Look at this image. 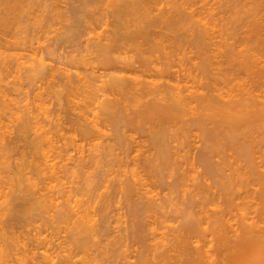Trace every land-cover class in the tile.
Masks as SVG:
<instances>
[{"label":"bare ground","instance_id":"obj_1","mask_svg":"<svg viewBox=\"0 0 264 264\" xmlns=\"http://www.w3.org/2000/svg\"><path fill=\"white\" fill-rule=\"evenodd\" d=\"M153 1L154 0H72V5H71V15H68L69 17H73V20H75V22L72 20L71 21H67L69 22L70 24L73 23V24H77L78 25L80 24V21L82 20V17L83 16H87L90 12V15L91 13H93L91 15V17H89V15L87 16V18L89 19V21H91L92 23L96 24L102 20L106 22H108L107 24H111V28H112V31L111 29L108 27L106 28V25H104V27L106 28L105 30H107V34L105 33H98L97 36L95 37H91V38H88V42L85 41V43H90L88 45L90 46H87V50H89V52L91 51L92 55L94 52H96V57L94 58L95 59V62L98 61L99 62V66L101 64V67H97V70L99 72H97L96 70L94 69H85L84 71H76L75 69V72H72L70 71V69L68 68H64L61 73H59V70L60 68H56L57 69V72L56 70H54V67L52 66V69L54 70H49L48 72H52L50 73L51 75V78L52 79L51 81H53V79L56 77V76H60L61 80L59 82V84L57 85L58 86V89H60L59 92H57V94H63L64 92L63 91H67L68 94H66L67 99L68 101H71L69 102L68 105H70V103L73 102V100L71 99L72 96L70 95H74L75 97V100H74V109L72 108V105L70 106L71 110L75 111L76 113H74V116L77 114V111H78V117L76 115V120H79L81 121L80 123L78 122V125L81 127L79 128V132L81 133V135H83V139H89V138H92V136H96V135H99V134H105L106 132H104L105 130H103V127H101V129L98 127V119H100V115L103 114L102 116H106L108 120H112L113 121V125H114V129L116 130V134L113 132V126L110 125V121H108V126H112V134L114 135L113 136V139L115 138H118V140L120 141V146L124 147L125 150H129V152L132 150V146L134 145V142L135 144H137V146H141V144L139 145V141L136 142V139L133 140L131 143H129V139H128V135L127 132L125 131V129H122V126L125 127L124 124H126L128 126V128H132L131 130H136V133L140 130L139 134L145 132L144 134L147 136H143L144 137H148L147 139H149V143H148V149H146L149 154H151V156H149V154H146V156L144 157V162L146 163L147 162V168L154 166L155 169L157 170V174H153L154 177L157 176L158 180L157 181H152V183L156 182V186L155 187H160L161 189H163V192L166 190V192L164 193H156L159 197H156L157 195H153L152 193L153 192H150V191H153V190H150V187H147L149 184L150 186H153L150 184V181H151V177L149 179V177H147V181L144 180V176L142 177V175H139L136 176V178H139L138 180L137 179H133V174H136V172H138L136 169L134 170V168H132V176L131 175H128L130 176L129 179L128 177L127 178H122L120 175V177L122 178L121 182H120V189L119 191H122V196L125 197L126 201H127V205H128V212L129 214H131V219H135L133 221V224L135 223V225L132 227L130 223V226L133 228V231L132 229L128 230V232L130 231V233L134 234L136 239H138L139 241H142L145 245V247H147L146 249L144 248L143 251L141 249V253H142V257L141 255L139 257H141L140 259V262H136V264H264V230H262V228L258 225L257 222H247V220L243 219L241 222H235L237 225V228H234L233 226V223L231 222L232 219H233V215L230 214L231 213H234L236 210H235V207L236 209L238 208V205H240L239 203L236 204V201L235 199H238L237 197H239V195L235 194L236 197H233L234 194L233 192H236L237 189H239L240 187L241 188H244L246 186H248V184H250L251 180L257 182L258 180H261L263 177L262 174H261V170H260V167L258 165H255V156L254 154L256 153L255 151L257 150V145L259 146L258 142L261 141L259 138L255 136L253 137L254 134L251 135H248V133H253L255 130L253 128V125L256 124L255 122H258L257 126L260 128H264V81H263V76L260 75V73L258 74H254V75H257V79L256 77L254 76V80L256 81H259L257 84H259L260 86H262V92L261 93H258V94H254L253 91L250 90V88H245V92L244 94H242V92H240L239 94L238 93H235V94H232L231 91L230 94L231 96H229L230 98L228 99L227 97V94L225 95L227 98H222V94L224 95L225 93L222 92V94H219V96L217 95V93L215 94L214 91L215 89L211 88L209 82H208V85H206L207 82H205V84H203L204 86L206 85L207 88H210L209 90H212L211 93L209 92V90L207 89V91H205L203 88L204 86H202V89H198V87L194 90L192 87H189V86H183L180 84V83H183V80L184 79H187L186 75H184L183 73V70H182V67L180 68L181 66V63L182 60H183V57L184 55H180L178 52H182L183 50L184 51H187L185 49H182L181 45L184 43V40H183V37L185 36L186 37V33L187 32H190L187 35L189 37V35L192 37V39H190L189 41L186 39L185 41V44H189L188 45V48L190 46H192V49L195 47L197 49V47L199 46V44L202 43V40L207 41V43L209 42L208 39H211V36H210V33L208 34V32H211V31H207V29H213L212 27H214V25H212L211 21H209L208 19H205V18H208L207 16H204L203 18H201V15H199V13H195L194 10L191 14V15H188L187 13H189V10H191V7L193 5L189 6L188 5H185V3L187 1H183L182 4H184V7L186 6L189 7L190 9L188 10V12L186 13V9L183 7V5H180L179 3L175 5V1L174 2V6L171 7L169 10H166V7L165 9H163L161 6L159 7V3H157L159 0H155L154 1V4H153ZM190 1V0H189ZM63 2V1H62ZM152 2V4H151ZM172 2V1H171ZM191 2V1H190ZM58 3V2H57ZM157 3V6L156 7V4ZM165 3V2H164ZM193 3V2H192ZM195 3V2H194ZM240 3V2H239ZM168 4V3H167ZM187 4V3H186ZM235 4V2H234ZM107 5V6H106ZM173 5V4H171ZM179 5V6H177ZM35 6H38L39 9L37 10H42V13H40V11H37L35 9ZM51 6V7H50ZM63 6V5H62ZM66 6V5H65ZM64 6V7H65ZM70 6V5H69ZM106 6V8H105ZM181 6L183 7L181 9ZM42 7V8H40ZM50 7V9H49ZM53 8V9H52ZM61 6L56 4V1L55 0H0V50L3 52L4 49H16L17 46H24V43L23 41H21L22 39H20L21 37H19V34L21 33V30H22V25L24 26L23 28H30L32 25L33 26H38V25H34V23L31 25V24H28L30 21L32 23V21L35 22L38 21V19H42L44 20L46 18V21L49 17L52 18V15L53 17L55 16L56 12L57 14H59L60 16L64 13L63 11L61 12ZM68 8V6H67ZM69 8V9H70ZM157 10H160L159 12L156 11ZM188 9V8H187ZM242 9V7H241ZM36 10V11H35ZM56 12H55V11ZM60 12H59V11ZM67 10V9H66ZM165 10V11H164ZM183 10V11H182ZM186 10V11H185ZM205 10V9H204ZM203 10V11H204ZM234 10V9H233ZM231 10V12L233 11ZM68 11V10H67ZM187 14H185L184 13ZM198 11V10H196ZM243 11V9H242ZM39 12V13H37ZM55 12V13H54ZM59 12V13H58ZM82 12H84L85 14L87 15H84ZM158 12V13H156ZM206 12V11H204ZM203 12V13H204ZM52 13V15H51ZM67 13H70V12H67ZM79 13L83 14L82 17H80V19H78L79 17H77L78 15H80ZM156 13V14H155ZM202 13V14H203ZM211 13V12H210ZM245 13V12H244ZM56 14V15H57ZM96 14L94 17L93 15ZM99 14V15H97ZM195 14V15H194ZM197 14V18L194 17L196 16ZM234 14V13H233ZM65 15V14H64ZM74 15V16H73ZM143 15V16H142ZM199 15V17H198ZM236 15V14H235ZM239 15V14H238ZM193 16V17H192ZM65 17V16H64ZM189 17V18H188ZM75 18V19H74ZM210 18V17H209ZM233 18V17H232ZM35 19V20H33ZM55 19V18H54ZM67 19V18H66ZM106 19V20H104ZM109 19V20H108ZM195 19V20H194ZM238 19V18H237ZM49 20V19H48ZM53 20V19H52ZM95 20V21H94ZM205 20V21H204ZM207 20V21H206ZM214 20V19H213ZM247 20V19H246ZM190 21V23L188 22ZM198 21V22H197ZM203 21V22H202ZM229 21V20H228ZM241 21V20H240ZM242 21H243V18H242ZM83 22V21H82ZM86 22L88 21H84V24H86ZM101 22V21H100ZM210 22V23H209ZM245 22V21H244ZM24 23H27L26 25H24ZM38 23H40L38 21ZM49 23V22H48ZM46 23V24H48ZM104 23V22H103ZM202 23V24H201ZM209 23V24H208ZM217 23V22H216ZM230 23V21H229ZM241 23V22H240ZM44 24V22H43ZM42 24V26H43ZM44 24V25H46ZM53 24V23H52ZM68 25L69 27L72 26V25ZM75 24V26H76ZM82 24V23H81ZM88 24V23H87ZM99 24H102V23H99ZM188 24V25H187ZM193 26H191V25ZM199 24V25H198ZM200 24H201V27H200ZM215 24V23H214ZM51 25V24H50ZM49 25V26H50ZM90 25H92L90 23ZM196 25V26H195ZM198 25V26H197ZM211 27H210V26ZM219 25V24H217ZM234 25V24H232ZM244 25V23H243ZM249 25V24H247ZM255 25V24H254ZM82 26V25H80ZM78 26V27H80ZM85 26V25H84ZM83 29V35L85 33H89V35L91 34L90 31L93 30L90 26V28H88L87 30V26H85L86 28ZM96 26V25H95ZM187 26V27H186ZM208 26V27H207ZM222 26V25H221ZM225 26V25H224ZM239 26V25H238ZM250 26V25H249ZM89 27V26H88ZM103 27V28H104ZM191 27V28H190ZM205 27V28H204ZM219 27V26H218ZM27 29L25 31H30L32 30L31 28L30 29ZM34 28V27H33ZM36 28H39L36 27ZM67 28V26H66ZM97 28V27H96ZM235 28V27H234ZM51 29V28H49ZM71 29V28H69ZM73 29V28H72ZM236 29V28H235ZM24 30V29H23ZM22 30V31H23ZM37 30V29H36ZM43 30H44V27H43ZM42 30V31H43ZM52 30V29H51ZM61 30V28H60ZM65 30V28H64ZM76 30V28H75ZM78 30V29H77ZM186 30V33L184 32ZM215 30H216V27H215ZM239 30V29H238ZM251 30V29H250ZM256 30V28H255ZM38 31V30H37ZM34 30V33L37 32ZM66 31V30H65ZM80 31V30H79ZM96 31V30H94ZM103 31V30H101ZM183 31V32H182ZM237 31V29H236ZM253 31V30H251ZM39 32V31H38ZM78 32V31H77ZM82 32V30H81ZM92 32V31H91ZM106 32V31H105ZM171 32V33H169ZM227 32V31H226ZM25 33V32H23ZM32 33V32H31ZM27 34L30 36V34ZM61 33V32H60ZM72 33V31H71ZM70 33V38H74L75 36L72 37ZM80 33V32H79ZM78 33V34H79ZM92 33H95V32H92ZM213 34V32H211ZM253 33V32H251ZM54 34V33H52ZM63 34H64V31H63ZM68 35V32L65 33ZM76 34V33H74ZM73 34V35H74ZM76 34V35H78ZM81 34V33H80ZM79 34V35H80ZM97 34V33H96ZM94 34V35H96ZM182 34H185V35H182ZM205 34L207 35L205 36ZM33 35V34H32ZM37 35V34H34V36ZM44 35V33H43ZM47 35V34H45ZM49 35V34H48ZM59 35V34H58ZM66 37H69V35ZM82 35V34H81ZM82 35V36H83ZM93 35V34H92ZM233 35V34H232ZM250 35V34H249ZM34 36H30V37H33L35 38ZM56 36V35H55ZM86 36V35H85ZM91 36V35H90ZM204 36V37H203ZM210 36V37H209ZM254 36V35H253ZM39 39V36H37ZM54 37V36H53ZM57 37V36H56ZM63 37V38H62ZM60 36V38H62L63 40L66 38L65 35L64 36ZM65 37V38H64ZM28 38V37H27ZM26 38V39H27ZM78 38V37H77ZM75 37V39H77ZM86 38V37H85ZM95 38V39H93ZM204 38V39H203ZM207 38V40L205 39ZM250 38V37H248ZM255 38V37H254ZM24 39V38H23ZM25 39V40H26ZM48 39V38H47ZM56 39V38H55ZM70 39V40H71ZM83 39V38H82ZM185 39V38H184ZM36 40V39H35ZM46 40V39H45ZM53 40V39H52ZM67 40V38L65 39ZM78 40V39H77ZM93 41V42H90ZM193 40V41H192ZM248 40H251L248 39ZM258 40V39H257ZM32 40L30 39L29 42H31ZM44 41V40H43ZM48 41V40H46ZM55 41V40H54ZM58 41V40H57ZM69 41V39L67 40V42ZM192 44H191V42ZM203 41V43H204ZM253 41V40H252ZM33 42V41H32ZM51 42V41H50ZM62 42V41H61ZM74 41H72L73 43ZM80 42V41H79ZM182 42V44H181ZM24 43V44H23ZM35 43V42H34ZM45 43V42H44ZM57 43V42H56ZM63 43H66L63 41ZM92 43V44H91ZM196 45H194V44ZM202 43V44H203ZM204 43V44H205ZM252 43V42H251ZM258 43V42H257ZM30 44V43H27V45ZM43 44V42H42ZM53 44V43H52ZM55 44V43H54ZM68 44V43H67ZM66 44V45H67ZM84 44V43H83ZM180 44V46H179ZM211 44L210 43V46L208 48L211 47ZM37 45H40L39 41H38V44ZM49 45V44H48ZM46 45L45 48V51L46 52H49V53H45L44 55L46 54H49L51 55V50L50 48H48ZM56 45V44H55ZM61 45V44H59ZM69 45V44H68ZM76 45V44H75ZM177 47H175V46ZM198 45V46H197ZM30 46V45H29ZM58 46V45H56ZM63 46V45H62ZM86 46V45H85ZM84 46V47H85ZM174 46V47H173ZM179 46V47H178ZM186 46V45H185ZM194 46V47H193ZM202 46V45H200ZM199 46V48H200ZM26 47V46H25ZM36 47V46H35ZM38 47V46H37ZM40 47V46H39ZM59 47V46H58ZM82 47V46H81ZM90 47V48H89ZM183 47H184V44H183ZM213 47V46H212ZM211 47V48H212ZM215 47V46H214ZM18 48V47H17ZM24 48V47H23ZM30 48V47H29ZM32 48V47H31ZM52 48V47H51ZM168 48V50H166ZM172 48H174V51H171L173 50ZM177 48V49H176ZM181 48V50H180ZM186 48V47H185ZM187 48V49H188ZM201 51L199 49V54L202 55L203 53V56H205L204 58H206V55H204L207 51H204V50H208L206 49L207 47H205L204 45L201 47ZM211 48L209 50H211ZM236 48V47H235ZM28 49V48H27ZM42 49V48H41ZM65 49V48H63ZM171 49V50H170ZM179 49V51L177 52V50ZM204 49V50H203ZM213 49V48H212ZM234 49V48H233ZM231 50L227 53V58L228 60H241L237 63H240L239 66L242 68V69H245V70H248L247 72H250L251 74V70L252 69H249V65H250V61H247L245 60H242L239 56L240 54L238 55L237 52H236V49L235 50ZM25 50V49H24ZM34 50V49H33ZM44 50V49H43ZM66 50V49H65ZM170 50V51H169ZM195 50V49H194ZM203 50V51H202ZM214 50V49H213ZM13 51V50H12ZM176 51V52H175ZM196 51V50H195ZM198 51V50H197ZM218 51V50H217ZM221 51V50H220ZM235 51V52H234ZM14 52V51H13ZM37 52V51H36ZM53 52V51H52ZM69 52V51H68ZM71 52V51H70ZM131 52V53H130ZM135 55H134V53ZM202 52V53H201ZM205 52V53H204ZM209 52V51H208ZM207 52V53H208ZM212 52V51H211ZM247 52V51H246ZM1 53V52H0ZM19 53V52H18ZM17 53V54H18ZM30 53V52H29ZM33 53V52H31ZM40 53V52H39ZM76 53V52H75ZM79 53V52H78ZM131 55H129V54ZM186 53V52H185ZM198 53V52H197ZM219 53V52H218ZM239 53V52H238ZM249 53V51H248ZM6 54V53H5ZM28 54V53H27ZM36 54V53H35ZM69 54V53H67ZM73 54V53H72ZM81 54V53H80ZM86 54V53H85ZM124 54V55H123ZM181 54H184L183 52ZM211 54V53H210ZM213 54V53H212ZM1 55V54H0ZM31 55V54H30ZM49 55H46V56H49ZM200 55V56H201ZM216 55V53H215ZM238 55V56H237ZM3 56V55H2ZM7 56V55H6ZM16 56V55H15ZM19 56H21V53L19 54ZM24 56V55H22ZM21 56V57H22ZM27 56V55H26ZM33 56V55H32ZM37 55H35L36 57ZM82 56V55H81ZM186 56V55H185ZM196 56H199V55H196ZM199 56V57H200ZM210 56V55H209ZM225 56V55H223ZM246 56V55H245ZM248 56V55H247ZM249 56L252 57V53L251 55L249 54ZM254 56V54H253ZM62 57V56H61ZM67 57V56H66ZM70 57V56H69ZM68 57V58H69ZM94 57V56H93ZM218 57V56H217ZM243 57V56H242ZM10 58V57H9ZM39 58V57H38ZM38 58H36L38 60L35 61L33 59V61H35V65L33 63V65L31 64V69L32 71L35 70V72L37 71V73H29L28 71V74L31 75V78H32V74L39 78V77H44L46 74V71H47V63L45 64V61L44 59L42 60L43 58V55L41 56V59L39 60ZM45 58V57H44ZM87 58V57H86ZM97 58V60H96ZM203 58L202 56L200 57V59ZM203 58V59H204ZM208 58V57H207ZM206 58V59H207ZM250 58V57H249ZM7 59V58H6ZM11 59V58H10ZM23 59V58H22ZM61 59V58H60ZM66 59V58H65ZM72 59V58H70ZM68 60V61H71V60ZM76 59V58H75ZM74 59V60H75ZM212 59V58H210ZM214 59V58H213ZM252 60H254V57L253 58H250ZM18 60V58H17ZM15 60V61H17ZM26 60H27V57H26ZM81 60V58H80ZM79 60V61H80ZM89 60V59H88ZM93 60V59H91ZM10 61V60H9ZM22 61V60H21ZM30 61V60H29ZM206 62V60H204ZM19 62V61H17ZM16 62V63H17ZM27 62V61H26ZM50 62V61H49ZM75 62V61H74ZM78 62V61H77ZM86 62V60H85ZM92 62V63H93ZM98 62L96 64H98ZM176 62H178V66L179 68L176 67L177 70H175L174 66L176 64ZM217 62V61H216ZM220 62V61H219ZM234 62V63H235ZM249 62V63H248ZM31 63V62H30ZM30 63H26V64H30ZM51 63V62H50ZM49 63V64H50ZM59 63V62H58ZM65 63V62H64ZM93 63V64H94ZM200 63V62H199ZM218 63V62H217ZM14 64V63H13ZM21 64V63H20ZM53 64V63H52ZM83 64V62H82ZM198 64V62H197ZM201 64H204L202 63L201 61ZM206 64H208V62H206ZM216 64V63H215ZM220 64V63H219ZM232 64V63H231ZM252 64V63H251ZM255 64V63H254ZM3 65V64H2ZM9 65V64H8ZM23 65V63H22ZM70 65V63H69ZM74 65V64H73ZM92 65V64H91ZM183 65V64H182ZM214 65V64H213ZM236 65V64H235ZM26 66V65H25ZM30 66V65H29ZM58 66V64H57ZM60 66V65H59ZM83 66V65H82ZM187 66V65H186ZM186 66L184 65V67L186 68ZM190 66V65H189ZM201 65L199 64V67ZM217 66V65H216ZM219 66V65H218ZM226 66V64H225ZM238 66V67H239ZM252 66V65H250ZM7 67V65H6ZM19 67V66H18ZM50 67V66H49ZM67 67V66H66ZM69 67V66H68ZM87 67V66H86ZM89 67V66H88ZM174 70H172L173 68ZM193 67V65H192ZM195 67V66H194ZM209 67V66H208ZM211 67V65H210ZM209 67V69H210ZM5 68V67H4ZM30 68V67H28ZM26 68V69H28ZM91 68V66H90ZM184 68V69H185ZM196 68V67H195ZM202 67H200L201 69ZM206 68V67H205ZM214 68V67H213ZM231 68V67H229ZM228 68V69H229ZM240 68V69H241ZM251 68V67H250ZM2 69V67H1ZM38 69V70H37ZM51 69V67H50ZM62 69V68H61ZM189 69V68H188ZM187 69V70H188ZM198 69V68H197ZM199 69V70H200ZM226 69V68H225ZM124 70V71H123ZM191 70V69H190ZM222 70V69H221ZM230 70V69H229ZM9 71V70H7ZM126 71V72H125ZM203 74H204V69L202 70ZM244 71V70H243ZM125 72V73H123ZM188 72V71H187ZM201 72V71H200ZM207 72V71H206ZM205 72V73H206ZM186 73V72H185ZM190 73V72H189ZM26 74H27V71H26ZM59 74V75H57ZM191 74V73H190ZM49 75V73L47 74ZM197 75V74H196ZM218 75V74H217ZM252 75V74H251ZM157 76V78H155ZM184 76V77H183ZM190 77V75H188ZM194 76H195V73H194ZM204 76V75H203ZM21 77V76H20ZM26 77V76H25ZM54 77V78H53ZM153 77V78H152ZM191 77H193V74L191 75ZM191 77H190V80H191ZM197 77V76H195ZM200 77V76H199ZM253 77V76H252ZM58 78V77H57ZM184 78V79H183ZM194 78V77H193ZM192 78V79H193ZM198 78V77H197ZM16 79V78H15ZM20 82L22 81V77L20 78ZM36 79V78H35ZM48 79V78H47ZM59 79V78H58ZM203 78H201L202 80ZM1 80V79H0ZM34 80V78H33ZM37 80V79H36ZM40 80V79H39ZM200 80V81H201ZM205 80V79H204ZM253 80V82H254ZM15 81H18V80H15ZM32 81V80H31ZM55 82L57 81L54 80ZM193 81V80H192ZM195 81V80H194ZM219 81V80H218ZM38 82V81H36ZM41 82V81H40ZM39 82V83H40ZM49 82V81H48ZM99 82V83H98ZM185 82V80H184ZM203 82V81H202ZM50 83V82H49ZM58 83V82H57ZM201 83V82H200ZM23 84V82H22ZM27 84V83H26ZM195 84V83H194ZM193 84V85H194ZM21 85V84H20ZM40 85V84H39ZM199 85V84H198ZM257 85V86H259ZM52 86V85H51ZM60 86V87H59ZM210 86V87H209ZM215 86V85H214ZM213 87V86H212ZM1 88V87H0ZM4 88V86H3ZM2 88V89H3ZM6 88V87H5ZM4 88V89H5ZM44 88V87H43ZM53 88V86L51 87ZM199 88H201L199 86ZM215 88V87H214ZM3 89V90H4ZM42 89V87H41ZM40 89V90H41ZM46 89H47V86H46ZM192 89V90H191ZM238 89V88H237ZM7 90V89H6ZM39 90V89H38ZM217 90V89H216ZM232 90H235V89H232ZM243 90V89H242ZM2 91V90H1ZM218 91V90H217ZM39 92V91H38ZM37 92V93H38ZM42 92H45V91H42ZM47 92V91H46ZM45 92V93H46ZM49 92V91H48ZM47 92V93H48ZM7 93V92H6ZM227 93V91H226ZM8 94V93H7ZM39 94V93H38ZM54 94V93H53ZM61 94V95H62ZM43 95V94H42ZM41 95V96H42ZM51 95V94H50ZM49 95V96H50ZM221 95V97H220ZM44 96V95H43ZM63 96V95H62ZM62 96H61V99H62ZM65 96V95H64ZM71 98H70V97ZM4 97V96H3ZM36 97V96H35ZM52 97V96H51ZM1 98V97H0ZM10 98V97H9ZM56 98V97H54ZM65 98V97H64ZM88 98L93 100L91 102H89ZM8 99V98H7ZM41 99V97L38 96V100ZM58 99V98H57ZM56 99V100H57ZM77 99V100H76ZM12 100V99H10ZM43 100V99H42ZM41 100V101H42ZM49 100V99H48ZM53 100V98H52ZM55 100V99H54ZM63 100V99H62ZM62 100H57L60 104V102ZM1 101V100H0ZM40 101V102H41ZM47 101V100H46ZM46 101H43V104L44 102ZM76 101V102H75ZM94 101L97 103L95 104ZM8 102V101H7ZM50 102V101H49ZM48 102V103H49ZM52 102V101H51ZM36 103H38L36 101ZM47 103V104H48ZM64 103V102H63ZM91 105L94 103L96 106V108H92L95 112L93 113V119L90 120V113L87 114V112L83 111V108L87 111L88 107L91 106ZM2 104V103H1ZM42 104V103H41ZM40 104V105H41ZM42 104V105H43ZM27 105V104H25ZM39 105V104H38ZM46 105V103H45ZM67 105V104H66ZM8 106V105H7ZM30 106V105H29ZM63 106V105H62ZM6 107V106H5ZM5 107H3V109L5 110ZM17 107V106H16ZM41 107V106H39ZM43 107V106H42ZM57 107V106H56ZM86 107V108H85ZM188 107L189 109V112L192 114V117H187L185 114L187 113L186 112V108ZM8 108V107H7ZM19 108V107H18ZM30 108V107H29ZM60 108V107H59ZM78 108V110H77ZM90 108V107H89ZM1 109V108H0ZM2 109V110H3ZM41 108H39V111H40ZM44 109V108H43ZM47 109V108H45ZM64 109V108H63ZM97 112H96V110ZM3 110V111H4ZM58 110V109H57ZM77 110V111H76ZM80 110V111H79ZM31 111V110H30ZM29 111V112H30ZM44 111V110H43ZM56 111V110H55ZM63 111V110H62ZM68 111V110H67ZM52 112V111H51ZM60 112V111H59ZM7 113V112H6ZM27 113V111L25 110V114ZM45 113V112H44ZM67 113V112H66ZM70 114V112H68ZM72 113V114H73ZM131 113H134V116H131L133 114ZM147 114L148 116L147 117H144V119H142V114ZM16 114V113H14ZM29 114V113H28ZM60 114V113H59ZM95 114V115H94ZM141 116H140V115ZM188 114V113H187ZM2 115V114H1ZM0 115V116H1ZM22 115V114H21ZM30 115V114H29ZM26 114V118L27 116H29ZM33 115V114H32ZM38 115V114H37ZM41 115V114H40ZM3 116V115H2ZM17 116V115H16ZM15 116V117H16ZM25 116V115H24ZM45 116V115H44ZM51 116V115H50ZM62 116V115H61ZM71 116V115H70ZM69 116V117H70ZM73 116V117H74ZM100 116V117H99ZM130 116V117H128ZM13 117V116H12ZM18 117V116H17ZM30 117V116H29ZM29 117H28V120H29ZM56 117V116H55ZM60 117V116H59ZM58 117V118H59ZM68 117V118H69ZM92 117V116H91ZM102 117V118H103ZM142 117V118H140ZM54 118V117H53ZM56 119V122L57 120H60V119ZM61 118V117H60ZM67 118V117H66ZM65 118V119H66ZM98 118V119H97ZM131 118V119H130ZM147 118V119H146ZM188 118V119H187ZM15 119V118H14ZM17 119V118H16ZM42 119V118H41ZM45 119V118H44ZM72 120V117H71V122L75 121ZM104 119V118H103ZM3 120V119H2ZM24 120L26 121V123H24L23 125L20 123V127L23 128L22 130L24 131H20L21 132H24L23 134H25V129H29V126H31V123H30V120L28 121L27 119H25L24 117ZM64 120V118H63ZM40 121V119L38 120ZM47 121V120H46ZM68 121V120H67ZM83 121V123H82ZM103 121V120H102ZM1 122V121H0ZM20 122V121H19ZM33 122V120H32ZM44 122V121H43ZM63 122V121H62ZM107 122V121H106ZM23 123V122H22ZM30 123V124H29ZM40 123V122H39ZM38 123V124H39ZM61 123V122H60ZM66 123V122H65ZM101 123V122H100ZM1 126L2 123H0ZM59 124V123H58ZM64 124V123H63ZM82 124V125H80ZM102 124V123H101ZM100 124V125H101ZM104 124V123H103ZM102 124V125H103ZM179 124L180 126L178 127V132L181 134L182 133H185L183 134V136L185 135H188L187 133H192L193 132H188L190 129L192 130L193 128L194 129H200L201 130V134L200 135L201 137H203L204 139V145H203V148L200 150V152H197V163L200 164L202 167H204V170L203 172L205 171V173H209V175H211V177H213V179L215 180H212L214 182V185L211 184V183H207L208 180L204 179L205 177L204 176H201L202 179L200 181L197 182L196 179L194 176H193V179H191V181H195V183L193 184H189V185H192L193 187L188 189L187 191L186 190H183L185 188L184 185V182L185 179L187 178L188 176V172L187 174L185 173L186 171L185 170H182L183 173H180L177 177H174V175L172 176L170 173H167V171L171 172L172 170H164L165 167L167 166L168 162H170V159L173 157V156H177V159L179 157L182 156H179V151H173L172 150V143L174 144V141L176 140L179 141L180 138L178 139H173L177 136V133L175 132L174 134H172L173 132H171V130L174 131L173 129V125H177ZM251 124V125H250ZM8 125V124H7ZM34 124H32V127H33ZM50 125V124H49ZM68 125V124H67ZM148 125V126H147ZM261 125H263L261 127ZM6 126V125H4ZM23 126V127H22ZM35 126H38L37 124ZM41 126V125H40ZM46 126V125H45ZM42 125V127H45ZM55 126V125H54ZM61 126V124L59 125V127ZM64 126V125H63ZM109 126V127H110ZM256 126V125H255ZM7 127V126H6ZM12 126H10L11 128ZM32 127H30L31 129H33ZM172 127V129H171ZM251 129H250V128ZM46 128H49L48 126ZM45 128V129H46ZM51 128V127H50ZM67 128V126H66ZM65 128V129H66ZM75 128V126H74ZM78 128V126H77ZM250 129L251 131L253 132H250L249 130L247 129ZM7 129V128H6ZM6 129L3 128V131H5ZM14 129V127H13ZM19 129V128H17ZM43 129V128H42ZM44 129V133L42 132V134H38L39 136H41L39 139L38 138H34L35 139V143L32 141V144L35 145L34 148H39L41 149L40 152L43 150L44 153H46V159L49 160L47 157V154H49L48 152L50 150H48V148L50 147H54V144L53 142L54 141H51V132L50 129L49 130H45ZM137 129H139L137 131ZM193 129V130H194ZM253 129V130H252ZM259 129V128H258ZM11 130V129H10ZM54 130V129H53ZM58 130V129H57ZM63 131V129H61ZM78 130V129H77ZM199 130V131H200ZM16 131V130H15ZM27 131V130H26ZM37 131V130H36ZM74 131V130H73ZM101 131H103L102 133H100ZM132 131V132H133ZM1 132V131H0ZM14 132V131H13ZM17 132V131H16ZM31 132V131H29ZM28 132V133H29ZM38 132V131H37ZM47 132H50V135L47 134ZM59 132H61L59 130ZM69 132V131H68ZM109 132V130H108ZM135 132V131H134ZM187 132V133H186ZM197 132V131H196ZM32 133V132H31ZM70 133V132H69ZM199 133V134H200ZM7 134V133H6ZM22 134V135H23ZM58 135V133H55ZM62 134V132H61ZM65 133H63L64 135ZM73 134V133H72ZM108 134V133H107ZM197 134V133H196ZM34 135V134H33ZM69 135V134H68ZM74 135H76L74 133ZM78 135H80L78 133ZM134 135V134H133ZM6 136V135H5ZM15 136V135H14ZM13 136V137H14ZM27 136V135H26ZM50 136V137H49ZM198 136V135H197ZM36 137V135H35ZM53 137V136H52ZM62 137V136H61ZM67 137V136H66ZM65 137V138H66ZM70 137V136H69ZM80 136H78L79 138ZM115 137V138H114ZM133 136H131L130 138H132ZM199 137V136H198ZM253 137V138H252ZM1 138V136H0ZM16 138V137H15ZM18 138V137H17ZM21 138V136H20ZM27 138V137H26ZM32 138V137H31ZM42 138V139H41ZM73 138V137H72ZM77 138V137H76ZM74 138V139H76ZM111 137H109L110 139ZM135 138V136H134ZM177 138V137H176ZM185 138V137H184ZM183 138V139H184ZM188 138V136H187ZM192 138V137H191ZM29 139V137H28ZM27 139V140H28ZM53 139V138H52ZM61 139V138H60ZM69 139V138H68ZM66 139V143H67V140ZM73 139V140H74ZM81 139V138H80ZM96 139V137H95ZM99 139V138H98ZM112 139V138H111ZM141 139V138H140ZM173 139V141H172ZM193 139V138H192ZM200 139V138H199ZM259 139V140H257ZM10 140V139H9ZM12 140H15V139H12ZM17 140V139H16ZM21 140V139H20ZM58 140V139H57ZM72 140V139H71ZM91 140V139H90ZM94 140V138H93ZM117 140V139H116ZM185 140V139H184ZM188 140V139H187ZM4 141V139H3ZM25 141V140H24ZM37 141V142H36ZM39 141V142H38ZM44 141H49L47 144L44 142ZM63 141V140H62ZM65 141V139H64ZM84 141V140H83ZM101 141V140H99ZM191 141V140H190ZM2 142V140H1ZM5 142V141H4ZM11 142V141H10ZM16 142V141H15ZM14 142V143H15ZM21 142V141H20ZM75 142V141H73ZM80 142V141H79ZM91 142V141H89ZM94 142V141H93ZM115 142V140H114ZM123 142H126V143H123ZM184 143V141H182ZM22 143V142H21ZM53 145H52V144ZM65 142L63 143V145L61 146H64L65 150H62L63 148H59L60 152H58L61 156V160L60 162L57 161V163H49L46 159L43 158L44 162V165L41 164V167L38 165V162H37V165H38V170L36 169V171H40L39 173H41V171H43L42 173L44 174H47L48 173V179L49 177H52L51 178V181L55 179L54 182H56L54 185H51L53 183H41L43 187H46V189H49V191H52V194L47 192V194L49 196H46L47 194L46 191L44 190V188L41 186L40 183H38L39 180H36V181H33L34 184L31 186L34 188V191L32 192L31 188H30V192H31V196L35 193H39L40 192H44L45 193H40L41 196L43 197H39L37 198V202L36 205L37 207L39 206L38 204L39 203H43V201H46L47 199H49V201H51L50 203H52L55 199H56V195L59 196H66V204L64 203L62 205V208L59 209L58 207V210H59V216L61 217V219L67 218V221L71 218V221H73V219H75L74 221V224H73V228L71 230V232H74L76 233L77 232V236L75 235V238H78V239H75L74 243L76 244V246L74 245V247H76L78 250H80L81 252H84L85 253V256L87 255V258H85L86 260L90 257H88L89 255L87 254V250L90 251V248L87 246L89 245L88 244V241H85L83 238L84 237H81L79 238V234H81L80 232H83L84 230V234L85 232H87L86 230H90V233L93 235L92 238H94L96 235V233H99L98 232V229L97 227H102L101 225H96L98 223V221L95 219V215L91 209L90 211V205H89V202L91 203V200H97V198H99V200L101 201V199L103 200L102 201V208L101 210L103 211L104 209V212H105V209L108 208V204L110 201L113 200V198H116L114 197V194L115 193H120V192H117V191H111L109 192L108 189L110 188H106V191L104 193V191L101 189L102 186H105V179H106V175L109 176L108 172H109V168L111 167V163L113 164L116 160L115 159H110L108 158V156H111L113 155V151H114V147L112 145H110L109 143L107 144V146H104L101 147V143L100 144H94L93 147H89V153L88 155H86L85 157V154L84 156H78V158H74V156L71 157V155H69V150L71 147L69 146L68 147V144H66ZM5 144V143H4ZM3 144L4 147H6L5 145ZM8 144V143H7ZM16 144V143H15ZM28 144V143H27ZM26 144V145H27ZM31 144V145H32ZM46 144V145H45ZM60 144V143H58ZM56 144V145H58ZM62 144V143H61ZM71 144V143H70ZM76 144V143H75ZM80 144V143H79ZM79 144H76V145H79ZM88 144V143H87ZM91 144V143H89ZM127 144H130V145H127ZM180 144V143H179ZM182 144V143H181ZM186 144V143H185ZM190 144V143H189ZM32 145V147H33ZM52 145V146H51ZM146 145V144H145ZM183 145V144H182ZM2 146V144H1ZM0 146V147H1ZM28 146V145H27ZM43 146L44 149H43ZM50 146V147H48ZM82 146V144L80 145ZM79 146V147H80ZM85 146V145H83ZM144 146V145H143ZM147 146V145H146ZM145 146V147H146ZM175 146V144H174ZM173 146V147H174ZM236 146V147H235ZM9 147H12V146H9ZM16 147V146H15ZM23 147V146H22ZM30 147V146H29ZM48 147V148H47ZM52 147V148H53ZM131 147V148H130ZM135 147V145H134ZM133 147V149H134ZM189 147V145H188ZM236 149H234V148ZM237 147H239L237 149ZM17 148V147H16ZM15 148V149H16ZM47 151H46V149ZM51 148V149H52ZM58 148V147H57ZM57 148L54 147V149L57 151ZM83 148V147H82ZM81 148V149H82ZM86 148V147H85ZM118 148V147H117ZM137 148V147H136ZM234 150L237 151V154L236 156L238 155V157L236 158H239V161L238 159L236 160L235 158V153H234V159L236 160L234 164H236V168H234V171L233 173L225 176H221L223 173H220V169L223 167L220 166V168L218 167V163H216V161L214 160L216 157H220L221 155V162H222V159H223V162L222 163H225V165H228V161L229 160H226L227 156L223 157L226 152L229 153V150ZM6 149V148H5ZM9 149V148H8ZM12 149V148H11ZM22 149V148H21ZM53 149V150H54ZM75 149V145H74V148ZM84 149V148H83ZM0 150H2V148H0ZM13 150V149H12ZM26 150V149H25ZM31 150V149H30ZM54 150V151H55ZM58 150V151H59ZM188 150V149H187ZM190 150V149H189ZM193 150V149H192ZM198 150V149H197ZM228 150V151H227ZM231 150V151H232ZM239 150V151H238ZM5 151V150H4ZM38 150H35L34 152H37ZM116 151V150H115ZM144 151V150H143ZM146 151V152H147ZM27 152V151H26ZM32 152V151H31ZM38 152V154L40 153ZM51 152H53L51 150ZM74 152V151H73ZM122 152V151H120ZM151 152V153H150ZM6 153V152H5ZM29 153V152H28ZM33 153V152H32ZM43 153V152H41ZM118 153V152H117ZM133 153V152H132ZM141 153V152H140ZM186 153V152H185ZM189 153V152H188ZM199 153V154H198ZM4 153L2 152V155ZM51 154V153H50ZM52 154H55V153H52ZM57 154V153H56ZM55 154V155H56ZM58 154V155H59ZM79 154V153H78ZM145 154V153H144ZM5 155V154H4ZM3 155V157H4ZM33 155V154H32ZM37 155V153H36ZM57 155V156H58ZM120 155V153H119ZM136 155V154H135ZM189 155V154H188ZM227 155V154H226ZM233 155V154H232ZM1 156V155H0ZM21 156V155H20ZM60 156H58V158H60ZM70 156V157H69ZM77 156V155H76ZM87 156H88V159H87ZM116 156V154H115ZM114 156V157H115ZM125 156V155H124ZM130 156V155H128ZM134 156V155H133ZM138 156V155H137ZM179 156V157H178ZM194 156V155H193ZM30 157V156H29ZM42 157V156H41ZM45 157V156H43ZM102 157H104V159L102 160ZM139 157H140V154H139ZM230 157V155H229ZM1 158V157H0ZM52 158V157H51ZM56 158V157H54ZM106 158V159H105ZM129 158V157H128ZM133 160L134 158L136 157H132ZM141 158V157H140ZM3 159V158H2ZM183 159L182 157L179 159L181 160ZM195 159V158H194ZM229 159V158H228ZM231 159V158H230ZM20 160V159H19ZM41 160V159H40ZM46 160V161H45ZM114 160V162H113ZM118 160H120V158H118ZM122 160V159H121ZM133 160H132V163H133ZM184 160V159H183ZM226 160V162H225ZM233 160V159H232ZM250 160V161H249ZM3 161V160H2ZM37 161V160H36ZM50 161H53V160H50ZM126 161V160H125ZM131 161V158L130 160ZM29 162V161H28ZM136 162V161H135ZM177 162V161H176ZM182 162V161H181ZM232 161H230V164H231ZM234 162V161H233ZM241 162H245V166H241V165H244V164H241ZM34 163V162H33ZM49 163V164H48ZM131 163V162H130ZM131 163V164H132ZM138 163V162H137ZM153 163V164H151ZM178 165L180 164V161L177 162ZM227 163V164H226ZM4 164V163H3ZM118 164V163H117ZM135 163H133L134 165ZM170 164V163H169ZM26 165V164H25ZM33 165V164H32ZM47 165V166H46ZM115 165V164H113ZM126 165V164H125ZM124 165V167H125ZM129 165V163H128ZM136 165V164H135ZM139 165V163H138ZM182 165V164H180ZM179 165V166H180ZM193 165V164H192ZM199 165V166H200ZM23 166V165H22ZM122 166V165H121ZM137 166V165H136ZM149 166V167H148ZM170 165H168L166 168H168ZM195 166V165H194ZM198 166V167H199ZM231 166V165H230ZM229 166V167H230ZM233 166V164H232ZM35 167V166H34ZM107 167V168H106ZM109 167V168H108ZM114 167V166H113ZM128 167V166H127ZM131 167V166H130ZM134 167V166H133ZM145 167V166H144ZM181 167V166H180ZM197 167V168H198ZM247 167L248 168V175H246L245 173V170L244 168ZM26 168V166H25ZM28 168V167H27ZM115 168V167H114ZM183 168V167H182ZM194 168V167H193ZM225 170H226V167H224ZM30 169V168H28ZM92 169V170H91ZM118 169V168H117ZM126 169V168H125ZM131 169V168H129ZM128 169V171H129ZM169 169V168H168ZM181 169V168H180ZM186 169V168H185ZM189 169V168H188ZM187 169V170H188ZM196 169V168H195ZM23 170V169H22ZM49 170V171H48ZM114 170V169H113ZM224 169L221 171V172H224L225 171ZM12 171V170H11ZM18 171V170H16ZM26 171H30V170H26ZM117 171V170H116ZM166 171V172H164ZM189 171V170H188ZM198 171V170H197ZM19 172V171H18ZM21 172V171H20ZM19 174H22L20 173ZM115 172V171H114ZM112 172V173H114ZM122 172V171H121ZM140 172V170H139ZM144 172V171H143ZM173 172V171H172ZM175 172V171H174ZM201 172V171H200ZM230 172V171H229ZM11 173V172H10ZM16 173V172H15ZM118 173V172H117ZM115 173V174H117ZM131 172H129L130 174ZM141 173V172H140ZM145 173V172H144ZM176 173V172H175ZM194 173V172H193ZM193 173H191L193 175ZM18 174V173H17ZM38 174V173H37ZM43 174H40V175H43ZM136 174V175H137ZM150 174V172H149ZM148 174V175H149ZM168 174H170L169 176H172V180L170 181V177L168 176ZM187 176H186V175ZM221 174V175H220ZM26 175H28L26 173ZM111 175V174H110ZM122 175V174H121ZM152 175V174H151ZM191 175V176H192ZM200 175V174H199ZM224 175V174H223ZM32 176V175H31ZM45 176V175H44ZM45 176V180L47 181L46 177ZM169 178H168V177ZM189 175V177H191ZM198 176V175H197ZM3 177V175H2ZM11 177V176H10ZM24 177V175H23ZM110 177V176H109ZM116 177V176H115ZM188 177V179H189ZM204 177V178H203ZM220 177V178H219ZM222 177V179H221ZM12 178V177H11ZM16 178V177H15ZM20 178V176H19ZM18 178V179H19ZM21 178H22V175H21ZM35 178V177H34ZM38 178V177H37ZM64 178L65 181H62V179ZM112 178V177H111ZM135 178V177H134ZM167 178L169 179L167 181ZM5 179V178H4ZM2 179V180H4ZM67 179V180H66ZM110 179V178H109ZM119 179V178H118ZM143 179V180H142ZM6 180V179H5ZM12 181V179H10ZM20 180V179H19ZM43 180H44V177H43ZM44 180V181H45ZM116 180V179H114ZM120 180V179H119ZM141 180V181H140ZM187 180V179H186ZM8 181V179H7ZM15 181H17L15 179ZM29 181V180H28ZM30 181V182H31ZM107 181V179H106ZM10 182V181H9ZM22 182V181H21ZM29 182V183H30ZM149 182V183H148ZM14 183V182H13ZM107 183V182H106ZM189 183V182H188ZM258 183V182H257ZM10 184V183H9ZM111 183H109L110 185ZM5 185V184H4ZM12 185V184H11ZM10 185V188L11 190L10 191H13L12 190V187ZM31 185V184H29ZM46 185V186H45ZM61 185H63L61 187ZM116 185V184H115ZM188 185V184H187ZM232 185H234L232 187ZM13 186V185H12ZM14 186H16V184H14ZM28 186V185H27ZM49 186V187H48ZM114 186V185H113ZM153 186V187H154ZM264 186V185H263ZM9 187V186H8ZM7 187V188H8ZM106 187H109L108 184L106 185ZM146 187V188H145ZM152 187V188H153ZM154 187V188H155ZM188 187H191V186H188ZM219 187V188H222L224 191L226 189V192L227 194H225V206H223L221 208V210L218 211L217 208L215 209H212V205L210 206V204H216L217 200L216 198L214 197L215 196V189ZM2 188V187H1ZM6 188V187H5ZM9 188V189H10ZM14 188V187H13ZM24 188V187H23ZM22 188V189H23ZM26 188V187H25ZM43 188V189H42ZM105 188V187H104ZM112 188V187H111ZM159 188V189H160ZM214 188V189H213ZM16 189V188H15ZM27 189V188H26ZM102 190L101 193H99V190ZM2 190V189H1ZM4 190V189H3ZM17 190V189H16ZM15 190V191H16ZM44 190V191H43ZM167 190L169 192H167ZM249 190V189H248ZM9 191V192H10ZM20 191V190H19ZM25 191V190H24ZM27 191V190H26ZM25 191V192H26ZM182 191H185V193L183 194H180L179 196H175V192H182ZM252 191H254L252 194L251 192H246V195L245 196H252L255 200H256V204L259 205V208H258V211L259 213L262 214V217L264 218V189L262 188V186L260 188H256V189H253ZM5 193L7 191H4ZM8 192V194H9ZM22 192V191H21ZM28 192V191H27ZM24 192H22L21 194H23ZM151 193V194H150ZM155 193V192H154ZM250 193V195L248 194ZM7 194V193H6ZM6 194H4L3 196H5ZM8 194L4 197L5 199H2V203H6L7 205H11L9 209H11V207H15V208H18V212H16V209H13L12 207V212L13 214L11 213V215H13V217H17L18 216L16 215V213H21L19 211H22V216L25 215L26 213V210L25 208L23 209V207H25L24 205H26V209L28 208V205L27 203H25V201L23 202L22 198L18 195L20 194L18 192V194L15 195V193L13 194L14 197L12 196L11 199L10 197H7ZM11 194V193H10ZM61 194V195H59ZM162 194V195H161ZM1 195V194H0ZM28 195V194H27ZM81 199L77 198V196H81ZM32 196V198H33ZM37 196V195H36ZM44 196L48 197V198H45ZM75 196L77 199H73ZM83 196L84 198L86 199H83ZM86 196V197H85ZM98 196V197H96ZM1 197V196H0ZM7 197V198H6ZM26 196L23 197V199L25 198ZM29 197V196H28ZM58 197L56 200H58ZM96 197V198H95ZM31 198V197H29ZM28 198V199H29ZM41 198H44V199H41ZM62 199L63 201L65 200ZM95 198V199H94ZM241 198V197H240ZM21 199V201H20ZM46 199V200H45ZM60 199V197H59ZM242 199V198H241ZM4 200V202H3ZM33 200V199H32ZM118 200V199H117ZM1 201V200H0ZM20 201V203H18ZM48 201V200H47ZM48 201V202H49ZM75 201V202H73ZM215 201V202H214ZM18 204H16V203ZM34 202V201H33ZM32 202V203H33ZM36 202V201H35ZM34 202V204H35ZM48 202L45 204L43 203V205L48 209ZM73 202V204H72ZM116 202V201H115ZM119 202V201H118ZM254 202V201H253ZM54 203V202H53ZM52 203V204H53ZM57 204H59V202H56ZM55 203V205H56ZM61 203V202H60ZM63 203V202H62ZM75 203V204H74ZM98 203V202H97ZM101 203V202H100ZM124 203V202H123ZM30 204V202H29ZM33 204V208L35 209V205ZM114 204V203H113ZM122 204V203H121ZM3 205V204H2ZM42 205V204H40ZM96 205V203H95ZM182 206L181 207V210H182V216H183V219L181 221V223L178 225V227H173V230L175 231L174 233H172V237L171 238H167L165 239V234L164 235H157V231L155 230L156 227H154L155 225L154 224H157V220H162L164 218L165 219V213H169L171 212L169 209L170 207H175V208H178V206ZM237 205V206H236ZM1 206V205H0ZM4 206V205H3ZM57 206V205H56ZM55 206V208H56ZM58 206H61L60 204ZM123 206V205H122ZM40 207V206H39ZM51 207V206H50ZM54 206L51 207V209L53 208ZM92 207V205H91ZM96 207V206H95ZM120 207V206H119ZM127 207V206H126ZM211 207V208H210ZM217 207V206H216ZM1 208V207H0ZM8 208V206H7ZM6 208V209H7ZM44 208V207H43ZM53 208V209H55ZM121 208V207H120ZM5 209V211H7ZM30 209V208H29ZM38 209V208H37ZM42 209V207H41ZM45 209V208H44ZM118 209V208H117ZM169 209V211H168ZM15 210V212H14ZM40 210V209H39ZM96 210V209H95ZM94 210V211H95ZM111 210V209H110ZM231 210V211H230ZM2 211V210H1ZM0 211V214L2 213ZM4 211V212H5ZM25 211V212H24ZM28 211V210H27ZM30 211V210H29ZM34 211V210H33ZM31 210V212H33ZM46 211V210H45ZM49 211V209H48ZM234 211V212H233ZM11 212V211H10ZM9 212V214H10ZM36 212V211H35ZM44 212V211H43ZM50 212V211H49ZM57 212V211H56ZM100 212V211H99ZM107 212V211H106ZM113 212V211H112ZM34 213V212H33ZM54 212H52L53 214ZM93 213V214H92ZM102 212H100L101 214ZM172 213V212H171ZM171 213H169L171 215ZM6 214V213H5ZM15 214V215H14ZM28 214V212L26 213ZM43 214V213H42ZM46 214V213H45ZM55 214V213H54ZM92 214V215H91ZM99 215V213H97ZM128 214V216H129ZM167 214V216L169 217L170 215ZM231 215V217L228 216ZM235 214V213H234ZM20 215V214H18ZM32 215V214H31ZM29 215V216H31ZM94 215V216H93ZM104 215V213H103ZM2 215H0L1 217ZM10 216V215H9ZM22 216H20L21 220L24 221V217L22 219ZM27 216V215H26ZM28 216V217H29ZM46 216V215H45ZM53 216V215H52ZM105 216H106V213H105ZM127 216V214H126ZM142 216L146 217L147 216V219L144 218L142 219ZM166 216L167 219H169L168 217ZM3 217V216H2ZM5 217V215H4ZM7 217V216H6ZM12 217V216H11ZM12 217V218H13ZM15 217V218H16ZM50 216H48L49 218ZM56 217V216H55ZM75 217V218H74ZM98 217V216H97ZM103 217V216H102ZM154 218V221L155 223L149 218ZM9 218V217H8ZM27 219V217H25ZM34 218V217H33ZM58 218V217H57ZM160 218V219H159ZM162 218V219H161ZM232 218V219H231ZM1 219V218H0ZM19 219V218H18ZM19 219V220H20ZM25 219V221H26ZM54 219V218H52ZM103 219V218H102ZM123 219V218H122ZM129 219V218H128ZM176 219V218H175ZM3 220V218H2ZM1 220V222H3ZM14 220V219H13ZM17 220V219H15ZM18 220V221H19ZM37 220V219H36ZM58 220V219H57ZM56 220V221H57ZM94 220H96L94 222ZM105 220V219H104ZM104 220H102V222H104ZM113 220V219H112ZM115 220V219H114ZM170 220V219H169ZM172 220V219H171ZM24 221V222H25ZM32 221V220H31ZM35 221V219H34ZM53 221V220H52ZM130 221V219L128 220ZM178 221V220H177ZM206 221V222H205ZM21 222V221H19ZM60 222V221H59ZM63 222V221H62ZM106 222V221H105ZM127 222V221H126ZM162 223V221H160ZM164 222V221H163ZM205 223H208V226H206V229L204 228L203 229V225L202 223L204 224ZM14 223V222H12ZM18 223V222H17ZM69 223V222H68ZM101 223V221H100ZM232 223V224H231ZM1 224V227H3V224ZM9 224V223H8ZM72 224V223H70ZM76 224V225H75ZM106 224V223H105ZM13 225V224H12ZM23 225V224H21ZM78 225V227H77ZM80 225V226H79ZM175 225V224H174ZM176 225V226H177ZM207 225V224H205ZM17 226V225H16ZM25 226V225H24ZM27 226V225H26ZM69 225H67L68 227ZM72 226V225H70ZM153 226V229L154 231L153 232V236L154 235H157L159 239V241L157 242L156 240L155 243L157 242V244L155 245L153 242L150 243L151 241H153V237H151V239L149 240L148 238V235H150V233H148V229L147 227H151ZM169 226V225H168ZM5 227V226H4ZM80 227V228H79ZM103 227H105L104 223H103ZM102 227V228H103ZM108 227V226H107ZM106 227V229H107ZM236 227V226H235ZM7 228V227H6ZM19 228V227H17ZM69 228V227H68ZM77 228V229H75ZM129 228V227H128ZM145 228H146V235L144 234V231H145ZM158 228V227H157ZM161 228H162V225H161ZM165 228V227H164ZM9 229V228H8ZM83 229V230H82ZM101 229V228H100ZM105 229V230H106ZM113 229V228H112ZM171 229V228H170ZM169 229V230H170ZM2 230V229H1ZM0 230V239L1 237L7 233L5 231V233H3L2 231ZM4 230V229H3ZM13 230V229H12ZM172 230V229H171ZM15 231V230H14ZM104 230L102 229V232ZM145 231V232H146ZM156 231V233L154 234V232ZM11 232V231H10ZM18 232V231H17ZM16 232V233H17ZM68 232V230H67ZM70 232V231H69ZM74 232L72 233L74 235ZM89 232V231H88ZM159 232V231H158ZM163 232V231H161ZM160 232V234H161ZM167 232L168 229H167ZM173 232V231H172ZM208 232H210V234L213 235V242L215 244V247L217 248L214 249V246H211L209 249H205L206 246L205 243H206V239H207V235ZM3 233V234H2ZM101 233V232H100ZM109 233V232H108ZM107 233V234H108ZM9 234V233H8ZM13 234V233H12ZM71 234V233H70ZM90 234V235H91ZM106 234V233H105ZM114 234V233H113ZM11 235V234H10ZM15 235V234H14ZM19 235V234H18ZM91 235V236H92ZM95 235V236H94ZM104 235V234H103ZM111 235H112V232H111ZM168 235V234H167ZM211 235V236H212ZM67 236V235H66ZM69 236V235H68ZM68 236L67 238H62V240H67L68 239ZM105 236V235H104ZM110 236V235H109ZM131 235H129L130 237ZM161 236V237H160ZM162 236H164L163 238V241L162 239ZM8 237V236H7ZM24 237V236H23ZM70 237H73L72 235H70ZM160 237V238H159ZM168 237V236H167ZM16 238V237H15ZM22 238V237H21ZM111 238H113V236H111ZM117 238V237H116ZM124 238H128V237H124ZM155 238V236H154ZM5 239V235H4V238ZM13 239V238H12ZM20 239V238H18ZM88 239V238H87ZM109 239V237L107 238ZM130 239V238H129ZM212 239V238H211ZM15 240V239H14ZM13 240V241H14ZM37 240V239H36ZM69 240V239H68ZM71 240V239H70ZM69 240V241H70ZM101 240V239H100ZM116 240V239H115ZM160 240H161V243H160ZM17 241V240H16ZM69 241H67V243L64 241L61 242L63 244L61 245H64L63 247H65V243L68 244ZM97 241V240H96ZM99 241V240H98ZM111 241V239H110ZM118 241V240H117ZM129 241V240H127ZM150 241V242H149ZM10 242V241H9ZM23 242V241H22ZM49 242V241H47ZM71 242L73 243V240H71ZM70 242V243H71ZM100 242V241H99ZM98 242V245L96 246L97 242H94L95 243V250H97V254H103L104 250L105 252L107 250H110L108 249V246H112V245H115V243H111V242H114V241H111L110 243L112 245H106L104 246L102 244V242L99 243ZM109 242V241H108ZM134 242V241H133ZM148 242V243H147ZM14 243V242H12ZM11 243V244H12ZM21 243V242H19ZM30 243V242H28ZM59 243V241H58ZM73 243V244H74ZM118 243V242H116ZM124 243V241L122 242ZM128 243V242H127ZM146 243V244H145ZM48 244V243H47ZM51 244V243H50ZM49 244V245H50ZM55 244V243H54ZM60 244V243H59ZM103 245V246H100ZM120 245H122L120 242H119ZM130 244V243H129ZM136 244V242H135ZM148 244V245H147ZM153 247H151L150 245ZM163 245L164 248L160 249L161 247L159 245ZM8 245V244H7ZM18 245V244H17ZM23 245V243H22ZM46 245V244H45ZM47 245V246H49ZM56 245V244H55ZM60 245V247H61ZM71 245V244H70ZM93 245V244H91ZM6 246V245H5ZM10 246V244H9ZM8 246L9 249H11L10 247ZM20 246V244H19ZM43 246V245H42ZM41 246V247H42ZM46 246V247H47ZM69 246V244H68ZM100 246V247H99ZM119 246V245H118ZM25 247V246H24ZM23 247V248H24ZM29 247V246H28ZM28 247H25V250L20 251L23 253L25 252V254H27L28 250L31 248H29L27 250ZM45 247V248H46ZM58 247V246H57ZM61 247V248H63ZM67 247V245H66ZM65 247V248H66ZM71 247H73L71 245ZM70 247V248H71ZM73 247V248H74ZM88 247V248H87ZM113 247V246H112ZM120 247V246H119ZM127 247V246H126ZM144 247V246H143ZM6 248V247H5ZM4 248V249H5ZM50 248V247H49ZM64 248V249H65ZM71 248L72 250L69 249V247H67V251L69 249V252L68 253H65V255L63 256L62 260L60 261V263L58 264H76L80 261V259L77 261L76 258V254H74V249ZM103 248V249H102ZM115 248V247H114ZM114 248L112 250H114ZM136 248V247H135ZM142 248V247H141ZM2 249V248H1ZM0 249V251H2ZM3 249V250H4ZM13 249V248H12ZM34 249V247L32 248ZM63 249V250H64ZM130 249V248H128ZM127 249V250H128ZM150 249V251L148 250ZM154 249L156 252L155 254L151 255V251ZM214 249V250H213ZM18 250V249H17ZM60 250V249H59ZM62 250V251H63ZM100 250V252H99ZM111 250V251H112ZM115 250L117 251V249L115 248ZM145 250L147 252H145ZM13 251V250H12ZM33 251V250H32ZM51 251V250H50ZM66 251V252H67ZM93 251V250H92ZM110 251V252H111ZM217 251V252H214ZM4 252V251H3ZM1 253L0 254H4V260L6 261V257L9 255V254H6L5 253H8L9 251L6 252V249H5V253ZM27 252V253H26ZM31 252V251H30ZM37 252V251H36ZM59 252V251H57ZM65 252V251H64ZM73 252V253H72ZM78 252V251H77ZM104 252V253H105ZM109 252V251H108ZM107 253L106 254V257H107ZM125 252V251H124ZM137 252V249L136 251ZM149 252V253H148ZM16 256L18 258V262H20V264H26V256H24L23 254H20L18 255L20 252H16ZM46 254V252H43ZM63 253V252H62ZM90 253V252H88ZM92 253V252H91ZM90 253V254H91ZM117 253V252H116ZM144 253V254H143ZM13 254V252H12ZM30 254V253H29ZM33 254V253H31ZM30 254V255H31ZM44 254V255H45ZM52 254V253H51ZM50 254V255H51ZM61 254V253H60ZM96 254V253H95ZM126 254V253H124ZM129 254V253H128ZM147 254V255H146ZM216 254V255H215ZM35 255V253H34ZM38 255V254H37ZM43 255V260H46L47 259H52L50 258H47ZM58 255V254H57ZM92 255V254H91ZM90 255V256H91ZM115 255V254H114ZM123 255V254H122ZM146 255V257L144 256ZM2 256V255H0ZM12 256V255H11ZM13 256H15L13 254ZM24 256V257H23ZM61 256V255H60ZM81 256V255H80ZM79 256V257H80ZM83 256V255H82ZM100 256V255H99ZM103 255H101L100 257H102ZM132 256V255H131ZM130 256V257H131ZM151 259H150V257ZM3 257V256H2ZM32 257V256H31ZM34 257V256H33ZM38 257V256H37ZM76 257V258H75ZM105 258V256H103ZM126 257V255H125ZM128 257V256H127ZM137 257H138V254H137ZM12 258V257H11ZM16 258V259H17ZM30 258V257H29ZM28 258V259H29ZM35 259H37L36 257H34ZM93 256L91 258L92 260V263H93ZM110 258V257H109ZM112 258V257H111ZM116 258V257H115ZM118 258V257H117ZM116 258V259H117ZM123 258V257H122ZM135 258V257H134ZM27 259V261H28ZM41 259V258H40ZM99 259V258H98ZM133 259V258H132ZM9 260V259H8ZM34 260V259H33ZM43 260H36V262L34 264H43L44 262L46 263V261L43 262ZM54 259H52L53 261ZM105 260V259H104ZM103 260V261H104ZM109 260V259H107ZM115 260V259H114ZM122 260V259H121ZM119 260V262L121 261ZM126 260V259H125ZM131 260V259H129ZM127 260V262L129 261ZM5 261L3 262V260L1 259L0 257V264H4ZM32 261V260H31ZM55 261H58V260H54ZM82 261V260H81ZM85 261V260H84ZM98 261H101V260H98ZM97 261V262H98ZM111 261V259L109 260ZM139 261V260H138ZM10 262V261H8ZM29 262V261H28ZM27 262V263H28ZM49 262V260L47 261V263ZM86 264H87V261H85ZM85 262H82L85 264ZM113 262V261H112ZM126 262V263H127ZM11 263V262H10ZM9 263V264H10ZM12 263H14L12 261ZM46 263V264H47ZM53 263V262H52ZM50 263V264H52ZM91 263V262H90ZM101 263V262H100ZM98 263V264H100ZM129 263V262H128ZM127 263V264H128ZM6 264H8L6 262ZM19 264V263H18ZM80 264V263H79ZM97 264V263H95ZM104 264V263H103ZM112 264V263H111ZM117 264V263H116ZM134 264V263H133Z\"/></svg>","mask_w":264,"mask_h":264},{"label":"rangeland","instance_id":"obj_2","mask_svg":"<svg viewBox=\"0 0 264 264\" xmlns=\"http://www.w3.org/2000/svg\"><path fill=\"white\" fill-rule=\"evenodd\" d=\"M56 1V4H58V5H60L62 8H61V12L64 10V8H65V10L62 12L63 14L60 16L59 14H57V10L55 11L56 12V14H55V16L53 17V15H52V13H51V15H52V18L51 17H49L48 19H47V21H46V18L44 19V20H42L41 18L40 19H38V21L40 22V23H38V21H36L35 19H33V20H35V22L34 21H32V23H31V21L28 23V24H33L34 23V25H38L39 26V28H36V27H38V26H31L30 28L32 29V30H28V31H25V30H27L26 28H23L24 26L22 25V30H21V33L19 34V37H21L20 39H22L21 41H23L24 43H26V44H24V46L22 45H20V46H17L16 47V49H15V47H14V49L12 48H10V49H4L3 50V52L0 50V123H2V125L3 126H1V124H0V136H1V138H0V146H1V144H2V146L0 147V148H2V150H0V211L2 212L0 215H2L0 218V223H2L3 224V227H1V224H0V230L3 232V233H5V231L7 232V233H5L4 235H5V239H3L4 238V235L1 237V239H0V249L2 250V251H0L1 253L3 252V253H5V249H6V252L7 251H9L8 253H5V255L6 254H9L5 259H6V261L4 260V254H0V255H2V256H0L1 257V259L3 260V262L5 261V263L4 264H6V262L9 264L10 262V264H20V262H18L17 260H18V258H17V256H16V252L18 251V252H20L18 255H20V254H25V252H21V251H23V250H25V247H28L27 248V254H23L24 256H26L25 258H26V264H34L35 262H36V260H43V255L45 254V253H43V252H46V254L44 255L45 257H47V258H49L51 255V257L50 258H52V259H54V260H58V261H55L54 262V260L52 261V259L50 260V259H47V261L49 260V262L47 263V261L46 260H43V262L44 261H46V263L47 264H50V263H52V264H58V263H60V261L62 260V258H63V256L65 255V253H68L69 252V249L70 250H72L71 248H73L74 247V245L76 246V244L74 243V241H75V239H78V238H75V235L77 236V232L75 233L74 232V230H73V232H74V235L72 234L73 232H71V230H72V228H73V224H74V220L75 219H73V221L72 222H70L71 221V218L67 221V218H66V220H65V218L63 219H61V217L58 215L59 213V210H58V207H59V209L60 208H62V205L65 203L66 204V196L64 197H62V196H59L60 197V199H59V197H58V195H56V199H57V197H58V200H54L52 203H50L51 201H49V199H45L46 201H43V203H47L48 202V204L47 205H49L48 206V209H49V211H48V209L43 205V203L41 202V203H39L38 205L40 206H38L37 207V205H36V203H38L37 201V198H39L41 195H40V193H45V191H46V193L45 194H47V192L49 191V189H46L45 190V188L47 187L46 185V187H43L42 186V184L41 183H53V184H51V185H54L56 182H54L55 181V179L54 180H52L51 181V178L52 177H49V179H48V173L47 174H45V172H44V174L42 173L43 171H41V173H39L38 171H36V169L38 170V165L41 167V164L42 165H44V160H43V158L44 159H46V153H44V151L42 150L41 152H43V153H41L40 152V150L41 149H37V148H34V146L35 145H33L32 144V141L35 143V139L36 138H40L41 136H39L40 134H42V132L44 133V129L48 126L49 128H46L45 130H49L50 129V131H52L51 133V135H50V132H47V134L48 135H50L51 136V141H54L53 142V144H54V147L55 148H57V151L54 149V147L52 148V147H50V146H48V147H50V148H48V150H50L49 152L47 151V149H46V151L49 153V154H47V156H49V157H47L49 160H47L49 163H51V162H53V163H57V161L58 162H60V161H62L61 160V156H60V154L58 153V152H60V150H59V148H63L62 150H65L64 148V146H61V145H63V143L65 142L66 143V139H68L67 140V143H69L68 144V147L70 146L71 148L69 149V150H71V151H69V152H71V153H69V155H71V157L72 156H74V158H78V156L80 157V156H84V154H85V157H86V155H88V154H90L89 153V147H90V145H91V147H93V145L94 144H96V142H97V144H100L101 142V147H103V145L104 146H107V144L109 143L110 145H112L115 149H114V151H113V155H111V156H108V158H110L111 160L112 159H117L115 162H114V160H113V164H115V165H113L112 163H111V167L109 168L110 170H109V172H108V174H109V176L108 175H106V179H107V181H106V179H105V186H102L101 187V189L104 191V193L105 192H107L106 191V188L108 189V188H110V189H108V191L109 192H113L114 190L115 191H117V192H120V193H115L114 194V197H116V198H113V200L112 201H110L109 202V204H108V208L107 209H105V212H104V209H103V211L101 210V208H102V199H101V201L99 200V198H97L98 199V201L95 199L96 197H98V196H96L94 199L95 200H91V203L89 202V205L91 204L92 205V207H91V205H90V211H91V209H92V211H93V213H94V215H95V219L98 221V223L96 224V225H101L102 227H103V223H104V225H105V227H97V229H98V232L99 233H96L94 236V238H92L93 237V235L90 233V230H86L87 232H85V234L83 233L84 232V230H83V232H80L81 234H79L78 236H79V238H81V237H84L83 239L85 240V241H88V244L89 245H87L89 248H90V251L89 250H87V254L89 255L88 257H90V259L88 258L87 260L85 259V258H87V255L85 256V253L84 252H81L80 250H78L76 247H74L73 249H74V254H76V257H77V255H78V257L76 258V260L75 261H77L78 262V260L80 259V261L78 262V263H76V264H84V263H82V262H85V261H87V264H95V263H100V264H127L128 262V264H136V262H140V258L141 257H139L140 255L142 256V253H141V249H142V251H143V249L145 248H147V247H149V246H147V247H145V245H143L144 243L142 242V241H139L138 239H136V237H135V235L132 233H130V231L128 232V230H130V229H132V231H133V226L135 225V223L133 224V221L135 220V219H131V214H129L130 212L128 211V203H127V201H126V199H125V197L124 196H122V191H119V189H120V182H121V180H122V178H127L128 177V179H129V177L130 176H128V175H131L132 176V168H134V170L136 169L138 172H136L135 171V173L137 174V173H139V175H142V177L144 178V180L145 181H147V177H149V179H150V177H151V181H150V184L151 185H155L156 184V182H154V183H152V181L154 180V181H157L158 179V177L157 176H155L154 177V173L155 174H157L156 172H157V170L155 169V167L154 166H152V168L151 167H149V168H147L146 166H147V162L145 163L144 162V157L146 156V154H149V152L146 150V149H148L147 147L149 146L148 145V143L150 142L149 141V139H147L148 137H144V136H147V134L145 135L144 133L145 132H143V133H141V134H139V132H140V130L139 129H137V133H136V130H131L132 128H128V126L126 125V124H124L125 125V127L124 126H122V129H125V131L127 132V134L126 135H128L129 137H128V139H129V143H131L133 140H135L136 138V142L137 141H139V145L141 144V146H137V144H135V142H134V145H135V147H134V145L132 146V150L129 152V150L127 151V150H125L124 149V147H122V146H120V141L118 140V138H115V139H113V136L116 134V130L114 129L115 127H114V125H113V121L111 120H108L107 119V117L106 116H102L103 114H101L99 117H100V119H98V127L101 129V127H103V130H105L104 132H106L105 134H99V135H96L95 137H96V139H95V137L94 136H92V138H89L88 140L85 138V139H83L84 137H83V135H81V133L79 132V128H81L79 125H78V122L80 123L81 121H79V120H76L75 118H76V115L78 114V108H77V114L74 116V113H76L75 111H73L74 109H76V108H74V104H76V103H74V100H75V97H74V95H70V96H72V100H73V102L72 103H70V105H68L69 104V102H71V101H68L69 99L67 98L68 96L66 95V94H68L67 93V91H63L64 93L61 95H59V94H57V92H59L60 91V89L61 88H59L58 89V84H59V82H60V80H61V78H60V76H56L54 79H53V81H51L52 79H50L51 78V75H50V73H52V72H48L49 70L51 71V70H53L52 69V66L54 67V70H56V72H57V69L58 68H60V69H58L59 70V73H61V71L64 69V68H68V69H70L71 68V72H72V70H73V72H75V70L76 71H78V69H79V71H84L85 69H88V70H92V69H94V70H96L97 72H99L98 70H97V67H101V64H100V66H99V62L98 61H96V63L98 62V64H96V63H94L95 62V57H96V52H94L93 53V55H92V53H91V51L89 52V50H87V46H90V45H88V44H90V43H85V41H87L88 42V38H91V37H95V36H97L98 35V33H104V35H105V33L107 34V30H105L106 28H110L111 29V31H112V26H111V24L109 23V24H107L108 22H110V21H108V22H106L105 23V21H103L102 22V20H100L97 24H96V22H95V24L94 23H92L91 21H89V19L87 18V16L89 15V17H91V15L93 14V13H91V15H90V12L89 13H87V14H85L84 12H82L84 15H87L86 17L85 16H83L82 17V15L83 14H81V13H79L80 15H78L77 17H79L78 19H80V17H82V20L80 21V24L78 25V23L76 24V26H75V24H73V23H69V22H67V21H71L72 22V20H73V17H69L68 15H71L72 16V14H71V5H72V0H55ZM63 1V2H62ZM155 1V0H154ZM154 1H153V4H154ZM157 1V0H156ZM172 1V2H171ZM173 1H175L176 3H175V5L176 4H180V5H183V7H184V4H182V2L184 1H187L186 3H185V5H188L189 6V4H190V6L189 7H191V5H193L192 7H191V10H189L190 8L189 7H187L186 8V6L184 7L186 10V13L188 12V10H189V13H187L188 15H191L192 14V12H193V10H194V12L195 13H199V15H201V18H203L204 16H207L208 18H205V19H208L209 21H211L212 23V25H214V27H212L213 29H207V31L206 32H208V31H211V32H213V34L211 33V32H208V34L210 33V36H211V39H208L209 40V42L207 43V41H206V43H205V41L204 40H202V43H203V41H204V43L202 44H199V46L200 45H204L205 47H207L206 49H208V50H204V51H209L208 53L206 52H204L205 54L204 55H206V54H208V55H206V58H204L205 56H203V53H202V55L201 54H199V52L201 51V47L202 46H200V48H199V46L197 47V49L194 47L193 49H192V46H190L189 48H188V45L189 44H185V42H187V41H185L186 39L189 41L190 39H192V37L191 36H193V35H191V33L190 32H187L188 34L190 33V35H189V37H188V35H187V33H186V30L184 31L185 33H186V37L184 36L183 37V40H184V47H183V44H182V42H181V47H182V49H185V50H187V51H182L184 54H181L182 52L180 51V52H178L179 51V49L177 50V52L182 56V55H184V57H183V60H182V62L183 63H181V66H180V68L182 67V70H183V74L184 75H186L187 74V76H186V78L187 79H184L185 80V82H184V80H183V83H180L182 86H183V84H184V86H189V87H192L194 90L198 87V89H202V86H204L203 84H205V82H207L206 83V85H208V82H209V84H210V86H211V88H213V89H215V91H214V93L216 94L217 92V95L219 96V94H222V92L223 93H225L224 95L222 94V98H224V96L227 94V97H228V99L230 98L229 96H231L232 94H235V93H240V92H242V94H244V90H245V88H250V90L251 91H253L254 92V94L256 93V94H258V93H261L262 92V86H260L259 84H257L259 81H257L258 79V77H257V75H254V74H259L260 73V75H262L263 76V81H264V0H159L157 3H159V7L161 6L163 9H165V7H166V10H169L171 7H173L174 6V2ZM58 2V3H57ZM165 2V3H164ZM183 2V3H184ZM193 2V3H192ZM195 2V3H194ZM234 2H235V4H234ZM240 2V3H239ZM157 3H155L156 4V7H158L157 6ZM168 3V4H167ZM189 3V4H188ZM151 4H152V2H151ZM152 4V5H153ZM171 4H173V5H171ZM63 5V6H62ZM66 5V6H65ZM70 5V6H69ZM65 6V7H64ZM67 6H68V8H67ZM107 6V5H106ZM106 6H105V8H106ZM177 6H179V5H177ZM51 7V6H50ZM50 7H49V9H50ZM182 6H181V9L183 8ZM241 7H242V9H243V11H242V9H241ZM40 8H42V7H40ZM70 8V9H69ZM35 9L37 10V9H39V7L38 6H35ZM53 9V8H52ZM68 11H67V10ZM205 9V10H204ZM234 9V10H233ZM35 10V11H36ZM41 10V9H40ZM40 10H37V11H40ZM196 10H198V11H196ZM206 11V12H204V11ZM231 10H233L232 12H231ZM59 11V10H58ZM59 11V12H60ZM156 11H160V10H157L156 9ZM165 11V10H164ZM183 11V10H182ZM185 11H184V13H185ZM192 11V12H191ZM54 12V13H55ZM58 12V13H59ZM67 12H70V13H67ZM158 12H156V13H158ZM190 12H191V14H190ZM204 12V13H203ZM211 12V13H210ZM245 12V13H244ZM37 13H39V12H37ZM40 13H42V10L40 11ZM155 13V14H156ZM185 13V14H186ZM203 13V14H202ZM234 13V14H233ZM65 14V15H64ZM186 14V15H187ZM236 14V15H235ZM239 14V15H238ZM96 14H94L93 15V17L95 16ZM97 15H99V14H97ZM195 15V14H194ZM199 15H198V17H199ZM65 16V17H64ZM74 16V15H73ZM143 16V15H142ZM193 17V16H192ZM194 17H196L197 18V14H196V16H194ZM233 17V18H232ZM55 18V19H54ZM67 18V19H66ZM189 18V17H188ZM238 18V19H237ZM242 18H243V21H242ZM53 19V20H52ZM75 19V18H74ZM214 19V20H213ZM247 19V20H246ZM88 21V22H86V24H84V21ZM104 20H106V19H104ZM109 20V19H108ZM195 20V19H194ZM230 21V23H229V21ZM241 20V21H240ZM74 22H75V20H73ZM83 21V22H82ZM95 21V20H94ZM107 21V20H106ZM205 21V20H204ZM207 21V20H206ZM245 21V22H244ZM43 22H44V24H46V23H48V24H46V25H44L43 24ZM189 23H190V21H188ZM198 22V21H197ZM203 22V21H202ZM217 22V23H216ZM241 22V23H240ZM53 23V24H52ZM82 23V24H81ZM88 23V24H87ZM90 23L92 24V25H90ZM99 23H102V24H99ZM210 23V22H209ZM208 23V24H209ZM215 23V24H214ZM243 23H244V25H243ZM27 23H24V25H26ZM42 24H43V26H42ZM51 24V25H50ZM70 24V25H72V26H68V25ZM107 24V25H106ZM202 24V23H201ZM201 24H200V27H201ZM217 24H219V25H217ZM232 24H234V25H232ZM247 24H249V25H247ZM255 24V25H254ZM50 25V26H49ZM80 25H82V26H87V30H88V28H90V26H91V28L93 29V30H91L92 32H95V33H92L91 31H90V35H89V33L87 34V33H85L84 35H83V27L82 26H80ZM96 25V26H95ZM104 25H106V28L104 27ZM188 25V24H187ZM191 25V24H190ZM199 25V24H198ZM197 25V26H198ZM211 25V26H212ZM222 25V26H221ZM225 25V26H224ZM239 25V26H238ZM66 26H67V28H66ZM78 26H80V27H78ZM84 26V28H86ZM89 26V27H88ZM191 26H193V25H191ZM196 26V25H195ZM210 26V25H209ZM210 26V27H211ZM219 26V27H218ZM34 27V28H33ZM43 27H44V30H43ZM97 27V28H96ZM104 27V28H103ZM187 27V26H186ZM208 27V26H207ZM215 27H216V30H215ZM237 29V31H236V29ZM29 28V29H30ZM49 28H51V29H49ZM60 28H61V30H60ZM64 28H65V30H64ZM69 28H71V29H69ZM73 28V29H72ZM75 28H76V30H75ZM191 28V27H190ZM205 28V27H204ZM255 28H256V30H255ZM39 31H37V30ZM78 29V30H77ZM239 29V30H238ZM253 30V31H251V30ZM34 30L35 31H37V32H35L34 33ZM43 30V31H42ZM80 30V31H79ZM81 30H82V32H81ZM94 30H96V31H94ZM101 30H103V31H101ZM63 31H64V34H63ZM71 31H72V33H71ZM78 31V32H77ZM85 31V30H84ZM106 31V32H105ZM227 31V32H226ZM23 32H25V33H23ZM32 32V33H31ZM61 32V33H60ZM68 32V35H69V37H66V35L67 34H65V33H67ZM83 35H81L80 33ZM183 32V31H182ZM251 32H253V33H251ZM29 33H31L30 34V36H34V34H37V35H35L34 37L35 38H33V37H30L29 35H27V34H29ZM43 33H44V35H43ZM52 33H54V34H52ZM70 33H71V35H72V37L73 36H75L77 39H75V37L74 38H70L71 36H70ZM74 33H76V34H78V35H76V34H74ZM97 33V34H96ZM169 33H171V32H169ZM33 34V35H32ZM45 34H47V35H45ZM49 34V35H48ZM59 34V35H58ZM74 34V35H73ZM93 34V35H92ZM94 34H96V35H94ZM233 34V35H232ZM250 34V35H249ZM57 37H56V36ZM65 35V37L67 38V40L69 39V41L67 42V40H63L62 38V36H64ZM67 35V36H68ZM86 35V36H85ZM182 35H185V34H182ZM207 34H205V36H206ZM254 35V36H253ZM37 36H39V39H37L38 37ZM54 36V37H53ZM60 36L62 37V38H60ZM209 36V37H210ZM28 37V38H27ZM86 37V38H85ZM204 37V36H203ZM207 37H208V35H207ZM248 37H250L251 38V40H248V39H250V38H248ZM255 37V38H254ZM24 38V39H23ZM27 38V39H26ZM48 38V39H47ZM56 38V39H55ZM83 38V39H82ZM185 38V39H184ZM26 39V40H25ZM30 39L33 41H31V42H29L30 41ZM36 39V40H35ZM48 40V41H46V40ZM53 39V40H52ZM71 39V40H70ZM93 39H95V38H93ZM204 39V38H203ZM206 40H207V38H205ZM258 39V40H257ZM44 40V41H43ZM55 40V41H54ZM58 40V41H57ZM253 40V41H252ZM38 41H39V43H40V45H37L38 44ZM51 41V42H50ZM62 41V42H61ZM63 41L64 42H66V43H63ZM72 41H74L73 43H72ZM80 41V42H79ZM193 41V40H192ZM35 42V43H34ZM42 42H43V44H42ZM45 42V43H44ZM57 42V43H56ZM90 42H93V41H91L90 40ZM191 42V41H190ZM252 42V43H251ZM258 42V43H257ZM27 43H30V44H28L27 45ZM53 43V44H52ZM56 45H58V46H56ZM69 45H68V44ZM84 43V44H83ZM210 43H212L211 44V47L214 49H212L211 47V50H209L210 48H208L209 46H210ZM49 44V45H48ZM59 44H61V45H59ZM67 44V45H66ZM76 44V45H75ZM92 44V43H91ZM191 44H192V42H191ZM194 44V43H193ZM30 45V46H29ZM46 45H48L47 47L48 48H50V49H52L51 50V55H49V54H46V55H49V56H46V55H44L45 53H49V52H46L45 51V48L44 47H46ZM63 45V46H62ZM86 45V46H85ZM186 45V46H185ZM194 45H196V44H194ZM209 45V46H208ZM26 46V47H25ZM36 46V47H35ZM38 46V47H37ZM40 46V47H39ZM82 46V47H81ZM85 46V47H84ZM175 46V45H174ZM173 46V47H174ZM179 46H180V44H179ZM178 46V47H179ZM215 46V47H214ZM24 47V48H23ZM30 47V48H29ZM32 47V48H31ZM52 47V48H51ZM175 47H177V46H175ZM186 47V48H185ZM236 47V48H235ZM28 48V49H27ZM42 48V49H41ZM63 48H65V49H63ZM90 48V47H89ZM188 48V49H187ZM234 48V49H233ZM25 49V50H24ZM34 49V50H33ZM44 49V50H43ZM173 50H171V51H174V48H172ZM177 49V48H176ZM196 51H195V50ZM199 49H200V51H199ZM230 49L232 50H235L236 49V52H237V54L239 55L240 54V58L242 59V60H247V58H248V60L247 61H250L251 63H250V65H252V66H250L249 65V69H252L251 71V74H250V72H247L248 70H245V69H242L240 66H239V64L240 63H237L238 62V60H228V58H227V53L230 51ZM14 52H13V51ZM166 50H168V48L166 49ZM169 50V51H170ZM180 50H181V48H180ZM198 50V51H197ZM202 50V51H203ZM218 50V51H217ZM221 50V51H220ZM37 51V52H36ZM53 51V52H52ZM69 51V52H68ZM71 51V52H70ZM212 51V52H211ZM228 51V52H227ZM247 51V52H246ZM248 51H249V53H248ZM19 52V53H18ZM30 52V53H29ZM31 52H33V53H31ZM40 52V53H39ZM76 52V53H75ZM79 52V53H78ZM176 52V51H175ZM186 52V53H185ZM198 52V53H197ZM219 52V53H218ZM227 52V53H226ZM235 52V51H234ZM6 53V54H5ZM18 53V54H17ZM21 53V56L22 55H24V56H19V54ZM28 53V54H27ZM36 53V54H35ZM67 53H69V54H67ZM73 53V54H72ZM81 53V54H80ZM86 53V54H85ZM131 53V52H130ZM134 53V52H133ZM211 53V54H210ZM213 53V54H212ZM215 53H216V55H215ZM251 53H252V57L251 56H249V54L251 55ZM31 54V55H30ZM129 54V53H128ZM253 54H254V56H253ZM3 55V56H2ZM7 55V56H6ZM16 55V56H15ZM27 55V56H26ZM33 55V56H32ZM35 55H37L36 57H35ZM43 55V58H42V60L44 59V61H45V64L48 66L47 67V71H46V75L42 78V77H39V78H37V77H35L33 74H32V78H31V73H37V71L35 72V70H33L32 71V69H31V64L33 65V63H34V65H35V61H37L38 62V60L36 59V58H38L39 60L41 59V56ZM82 55V56H81ZM124 55V54H123ZM129 55H131V54H129ZM134 55H135V53H134ZM186 55V56H185ZM196 55H201L203 58H201L200 59V57L199 56H196ZM210 55V56H209ZM223 55H225V56H223ZM237 55V56H238ZM246 55V56H245ZM248 55V56H247ZM62 56V57H61ZM67 56V57H66ZM70 56V57H69ZM94 56V57H93ZM136 56V55H135ZM218 56V57H217ZM243 56V57H242ZM11 59H10V58ZM26 57H27V60H26ZM45 57V58H44ZM69 57V58H68ZM87 57V58H86ZM253 58L254 57V60H252V59H250V58ZM7 58V59H6ZM17 58H18V60H17ZM23 58V59H22ZM61 58V59H60ZM66 58V59H65ZM70 58H72V59H70ZM76 58V59H75ZM80 58H81V60H80ZM210 58H212V59H210ZM214 58V59H213ZM244 58V59H243ZM33 59L35 60V61H33ZM70 59L71 61H68V60ZM75 59V60H74ZM89 59V60H88ZM91 59H93V60H91ZM10 60V61H9ZM15 60H17V61H19V62H17V61H15ZM22 60V61H21ZM30 60V61H29ZM80 60V61H79ZM85 60H86V62H85ZM96 60H97V58H96ZM204 60H206V62H208V64H206V62L204 61ZM27 61V62H26ZM51 63H50V62ZM75 61V62H74ZM78 61V62H77ZM94 61V62H93ZM201 61H202V63H204V64H201ZM218 63H217V62ZM220 61V62H219ZM235 61H237V62H235ZM239 61H241V60H239ZM17 62V63H16ZM31 62V63H30ZM33 62V63H32ZM59 62V63H58ZM65 62V63H64ZM82 62H83V64H82ZM94 64H93V63ZM197 62H198V64H197ZM200 62V63H199ZM235 62V63H234ZM14 63V64H13ZM21 63V64H20ZM22 63H23V65H22ZM26 63H30V64H26ZM50 63V64H49ZM53 63V64H52ZM69 63H70V65H69ZM216 63V64H215ZM220 63V64H219ZM232 63V64H231ZM249 63V62H248ZM255 63V64H254ZM3 64V65H2ZM9 64V65H8ZM57 64H58V66H57ZM74 64V65H73ZM92 64V65H91ZM176 64H177V66L175 65L174 66V68H175V70H177L176 69V67L177 68H179V66H178V62H176ZM183 64V65H182ZM199 64L201 65L200 67H202L201 69H200V67H199ZM214 64V65H213ZM225 64H226V66H225ZM236 64V65H235ZM6 65H7V67H6ZM26 65V66H25ZM30 65V66H29ZM52 65V66H51ZM60 65V66H59ZM83 65V66H82ZM184 65L186 66V68L184 67ZM190 65V66H189ZM192 65H193V67H192ZM210 65H211V67H210ZM217 65V66H216ZM219 65V66H218ZM19 66V67H18ZM51 67V69H50V67ZM67 66V67H66ZM69 66V67H68ZM87 66V67H86ZM89 66V67H88ZM90 66H91V68H90ZM196 68H195V67ZM210 67V69H209V67ZM239 66V67H238ZM1 67H2V69H1ZM5 67V68H4ZM28 67H30V68H28ZM206 67V68H205ZM214 67V68H213ZM229 67H231V68H229ZM251 67V68H250ZM26 68H28V69H26ZM57 68V69H56ZM173 68V67H172ZM174 68L172 69V70H174ZM185 68V69H184ZM189 68V69H188ZM198 68V69H197ZM226 68V69H225ZM230 70H229V69ZM241 68V69H240ZM75 69V70H74ZM188 69V70H187ZM191 69V70H190ZM200 69V70H199ZM204 69V74L202 73L203 70ZM222 69V70H221ZM7 70H9V71H7ZM38 70V69H37ZM53 70V71H54ZM61 70V71H60ZM244 70V71H243ZM26 71H27V74H26ZM28 71H29V73L30 74H28ZM124 71V70H123ZM188 71V72H187ZM201 71V72H200ZM207 71V72H206ZM126 72V71H125ZM125 72H123V73H125ZM186 72V73H185ZM191 74H190V73ZM206 72V73H205ZM49 73V75H47ZM194 73H195V76H197V77H195L194 76ZM193 74V77H191V75ZM197 74V75H196ZM218 74V75H217ZM57 75H59V74H57ZM188 75H190V77H191V80H190V77L188 76ZM204 75V76H203ZM22 77V81L20 82V78ZM26 76V77H25ZM200 76V77H199ZM253 76V77H252ZM254 76L256 77V81L254 80ZM59 79H58V78ZM184 77V76H183ZM16 78V79H15ZM33 78H34V80H33ZM37 80H36V79ZM48 78V79H47ZM153 78V77H152ZM155 78H157V76L155 77ZM193 78V79H192ZM201 78H203L202 80H201ZM40 79V80H39ZM57 79V81L55 82L54 80H56ZM205 79V80H204ZM15 80H18V81H15ZM32 80V81H31ZM193 80V81H192ZM195 80V81H194ZM201 80V81H200ZM219 80V81H218ZM253 80H254V82H253ZM36 81H38V82H36ZM41 81V82H40ZM50 83H49V82ZM203 81V82H202ZM22 82H23V84H22ZM40 82V83H39ZM58 82V83H57ZM201 82V83H200ZM255 82H257V83H255ZM27 83V84H26ZM99 83V82H98ZM195 83V84H194ZM21 84V85H20ZM40 84V85H39ZM194 84V85H193ZM199 84V85H198ZM53 86V88H51L52 86ZM206 85L204 86V90L205 91H207V89L209 90L210 88H207L206 87ZM215 85V86H214ZM257 85H259V86H257ZM3 86H4V88H3ZM46 86H47V89H46ZM186 86V87H187ZM197 86V87H196ZM199 86L201 87V88H199ZM209 86V87H210ZM213 86V87H212ZM41 87H42V89H41ZM44 87V88H43ZM60 87V86H59ZM196 87V88H195ZM215 87V88H214ZM4 90H3V89ZM207 88V89H206ZM238 88V89H237ZM7 89V90H6ZM39 89V90H38ZM41 89V90H40ZM218 91H217V90ZM232 89H235V90H232ZM243 89V90H242ZM2 90V91H1ZM62 90V89H61ZM192 90V89H191ZM39 91V92H38ZM42 91H49L48 93L46 92H42ZM211 91L212 90H209V92L211 93ZM226 91H227V93H226ZM230 91H231V93H230ZM8 94H7V93ZM39 94H38V93ZM54 93V94H53ZM231 95H230V94ZM44 96H43V95ZM51 94V95H50ZM42 95V96H41ZM50 95V96H49ZM65 95V96H64ZM229 95V96H228ZM4 96V97H3ZM36 96V97H35ZM38 96L39 97H41V99H39L38 100ZM52 96V97H51ZM61 96H62V99H61ZM67 96V97H66ZM10 97V98H9ZM54 97H56V98H54ZM65 97V98H64ZM220 97H221V95H220ZM226 96H225V98H227ZM232 97V96H231ZM8 98V99H7ZM52 98H53V100H52ZM58 98V99H57ZM10 99H12V100H10ZM43 99V100H42ZM49 99V100H48ZM55 99V100H54ZM59 101V100H62L61 102H60V104H59V102L57 101V100ZM68 99V100H67ZM93 99V98H92ZM91 99V101H93ZM42 100V101H41ZM47 100V101H46ZM77 100V99H76ZM88 100H89V102H91L90 101V99L88 98ZM8 101V102H7ZM36 101L38 102V103H36ZM41 101V102H40ZM43 101H46V102H44V104H43ZM50 101V102H49ZM52 101V102H51ZM49 102V103H48ZM64 102V103H63ZM76 102V101H75ZM2 103V104H1ZM43 105H42V104ZM45 103H46V105H45ZM48 103V104H47ZM74 103V104H73ZM94 103L95 104H97L95 101H94ZM92 104L91 105V103H90V105L91 106H89L88 107V109H87V111L83 108V111H85V112H87V114L88 113H90V114H88V115H90V120H92L93 119V113L95 112L92 108H96L95 106V104ZM25 104H27V105H25ZM39 104V105H38ZM41 104V105H40ZM67 104V105H66ZM73 104V105H72ZM8 105V106H7ZM30 105V106H29ZM63 105V106H62ZM72 105V108H73V110H71L72 108L70 107ZM6 106V107H5ZM17 106V107H16ZM39 106H41V107H39ZM43 106V107H42ZM57 106V107H56ZM3 107H5V110L3 109ZM8 107V108H7ZM19 107V108H18ZM30 107V108H29ZM60 107V108H59ZM92 107V108H91ZM39 108H41L40 109V111H39ZM44 108V109H43ZM45 108H47V109H45ZM64 108V109H63ZM71 108V109H70ZM86 108V107H85ZM4 111H3V110ZM58 109V110H57ZM25 110L27 111V115H29V116H27V118H26V114H25ZM31 110V111H30ZM44 110V111H43ZM56 110V111H55ZM63 110V111H62ZM68 110V111H67ZM96 110V109H95ZM30 111V112H29ZM52 111V112H51ZM60 111V112H59ZM80 111V110H79ZM7 112V113H6ZM45 112V113H44ZM67 112V113H66ZM68 112H70V114L68 113ZM74 112V113H73ZM96 112H97V110H96ZM186 112L188 113H186L185 115L187 116V117H192V114L189 112V109H188V107L186 108ZM14 113H16V114H14ZM29 113V114H28ZM60 113V114H59ZM73 113V114H72ZM22 114V115H21ZM33 114V115H32ZM38 114V115H37ZM41 114V115H40ZM131 114H133V115H131V116H134V113H131ZM18 117H17V116ZM25 115V116H24ZM45 115V116H44ZM51 115V116H50ZM62 115V116H61ZM71 115V116H70ZM95 115V114H94ZM140 115V114H139ZM13 116V117H12ZM16 116V117H15ZM56 116V117H55ZM61 118H60V117ZM70 116V117H69ZM74 116V117H73ZM92 116V117H91ZM141 116V115H140ZM148 115L145 113H143L142 114V117H140V118H142V119H144V117H147ZM24 117H25V119H27L28 120V117H29V120H30V123H31V126L30 125H28L29 126V129H25V134H23L24 132H21V131H24V130H22L23 128H21L20 126V123L23 125L24 123H26V121L24 120ZM54 117V118H53ZM59 117V118H58ZM67 117V118H66ZM69 117V118H68ZM71 117H72V120H74L75 119V121L73 122H71ZM77 117H78V115H77ZM104 119H103V118ZM128 117H130V116H128ZM15 118V119H14ZM17 118V119H16ZM42 118V119H41ZM45 118V119H44ZM60 119V120H57V122H56V119ZM63 118H64V120H63ZM66 118V119H65ZM3 119V120H2ZM40 119V121H38ZM131 119V118H130ZM147 119V118H146ZM188 119V118H187ZM28 120V121H29ZM32 120H33V122H32ZM47 120V121H46ZM68 120V121H67ZM103 120V121H102ZM20 121V122H19ZM44 121V122H43ZM63 121V122H62ZM107 121V122H106ZM108 121H110V125H112L113 126V132L115 133L114 135L112 134V126H108ZM23 122V123H22ZM40 122V123H39ZM61 122V123H60ZM66 122V123H65ZM103 124H101V123ZM29 123V124H30ZM39 123V124H38ZM59 123V124H58ZM64 123V124H63ZM82 123H83V121H82ZM256 124H254L253 125V128L255 129V130H253V131H251L249 128L247 129V130H249L250 132H253V133H248V135H251L252 136V134H254L253 135V137L255 136V138L254 139H256V137L257 138H259L261 141H259L258 142V144H259V146L257 145V150L255 151L256 153L254 154V156H255V165H258L259 167H260V170H261V174H262V176L264 175V128H260V126L258 127L257 126V124H258V122H255ZM8 124V125H7ZM20 126H19V125ZM32 124H34L33 125V127H32ZM38 125V126H35V125ZM50 124V125H49ZM61 124V126L59 127V125ZM68 124V125H67ZM101 124V125H100ZM4 125H6V126H4ZM41 125V126H40ZM42 125L43 126H45V127H42ZM55 125V126H54ZM64 125V126H63ZM80 125H82V124H80ZM251 125V124H250ZM256 125V126H255ZM10 126H12L11 128H10ZM66 126H67V128H66ZM74 126H75V128H74ZM77 126H78V128H77ZM148 126V125H147ZM180 125L179 124H177V125H173L172 127H173V129H174V131L173 130H171V132H173L172 134H174L175 132L177 133V138L175 137V138H173V139H178V138H180L179 139V141H177L176 142V140L174 141V144H175V146H174V144L172 143L171 145V147H172V150L173 151H179V156H181V154H182V158L184 159H181V160H179L181 157H179L178 159H177V156L175 157V156H173L171 159H170V162H168V164H167V166L168 165H170L168 168H166L165 167V169L164 170H172L171 172L169 171H167V173H172L171 175L173 176L174 175V177H177L180 173H183L182 172V170H185L186 172V174H187V172H188V176H187V180L185 179V181L186 182H184V186L185 187H183V188H185V189H183V190H188V189H190V188H192L193 186L192 185H189V184H193V183H195V181H193L194 179H193V176L195 177V178H197L198 177V179H196L197 180V182L198 181H200L201 179H202V177L201 176H204L203 178L204 179H206V180H208V182L207 183H211V184H213L214 185V182H215V180L213 179V177H211V175H209V173H205V171L203 172V170H204V167H202L200 164H198L197 162V157L199 156H197V152H200V150L203 148V141H204V139H203V137H201L200 135H202L200 132H201V130L200 129H190L188 132H193V134L192 133H187L188 135H184L183 136V134H185V133H182L181 134V132L179 133L178 132V127H179ZM263 125H261V127H262ZM13 127H14V129H13ZM23 127V126H22ZM30 127H32L33 129H31ZM51 127V128H50ZM172 127H171V129H172ZM264 127V126H263ZM3 128L4 129H6L5 131H3ZM17 128H19V129H17ZM43 128V129H42ZM66 128V129H65ZM259 128V129H258ZM11 129V130H10ZM20 129H21V131H20ZM54 129V130H53ZM58 129V130H57ZM61 129H63V131L61 130ZM78 129V130H77ZM17 132H16V131ZM27 130V131H26ZM38 132H37V131ZM59 130L62 132V134H61V132H59ZM74 130V131H73ZM108 130H109V132H108ZM200 130V131H199ZM14 131V132H13ZM29 131H31V132H29ZM70 133H69V132ZM133 131V132H132ZM197 131V132H196ZM29 132V133H28ZM103 131H101L100 133H102ZM103 132V133H104ZM7 133V134H6ZM55 133H58V135L57 134H55ZM63 133H65L64 135H63ZM73 133V134H72ZM74 133L76 134V135H74ZM78 133L80 134V135H78ZM108 133V134H107ZM197 133V134H196ZM200 133V134H199ZM23 134V135H22ZM34 134V135H33ZM39 134V135H38ZM69 134V135H68ZM134 134V135H133ZM143 134H144V136H143ZM6 135V136H5ZM15 135V136H14ZM27 135V136H26ZM35 135H36V137H35ZM199 137H198V136ZM14 136V137H13ZM20 136H21V138H20ZM49 136V137H50ZM53 136V137H52ZM62 136V137H61ZM67 136V137H66ZM70 136V137H69ZM78 136H80L79 138H78ZM131 136H133L132 138H130ZM134 136H135V138H134ZM187 136H188V138H187ZM16 137V138H15ZM18 137V138H17ZM27 137V138H26ZM28 137H29V139H28ZM32 137V138H31ZM66 137V138H65ZM73 137V138H72ZM77 137V138H76ZM83 137V138H82ZM109 137H111L110 139H109ZM185 137V138H184ZM193 139H192V138ZM252 137V138H253ZM35 138V139H34ZM53 138V139H52ZM61 138V139H60ZM74 138H76V139H74ZM81 138V139H80ZM93 138H94V140H93ZM99 138V139H98ZM141 138V139H140ZM185 140H184V139ZM200 138V139H199ZM3 139H4V141H3ZM10 139V140H9ZM12 139H15V140H12ZM17 139V140H16ZM21 139V140H20ZM28 139V140H27ZM42 139V138H41ZM58 139V140H57ZM64 139H65V141H64ZM72 139V140H71ZM74 139V140H73ZM91 139V140H90ZM117 139V140H116ZM131 139H133V140H131ZM173 139H172V141H173ZM188 139V140H187ZM259 139H257V140H259ZM1 140H2V142H1ZM25 140V141H24ZM37 140V139H36ZM63 140V141H62ZM84 140V141H83ZM99 140H101V141H99ZM114 140H115V142H114ZM191 140V141H190ZM11 141V142H10ZM16 141V142H15ZM22 143H21V142ZM73 141H75V142H73ZM80 141V142H79ZM89 141H91V142H89ZM94 141V142H93ZM182 141H184V143L182 142ZM16 144H15V143ZM37 142V141H36ZM39 142V141H38ZM46 144L49 142V141H44ZM5 143V144H4ZM8 143V144H7ZM28 143V144H27ZM50 143V142H49ZM58 143H60V144H58ZM62 143V144H61ZM66 143V144H67ZM71 143V144H70ZM79 144V145H76V144ZM88 143V144H87ZM89 143H91V144H89ZM92 143H94V144H92ZM123 143H126V142H123ZM180 143V144H179ZM183 145H182V144ZM186 143V144H185ZM190 143V144H189ZM3 144L6 146V147H4L3 146ZM28 146H27V145ZM33 145V147H32V145ZM45 144V145H46ZM56 144H58V145H56ZM82 144V146H80ZM147 146H146V145ZM74 145H75V149H73L74 148ZM83 145H85V146H83ZM127 145H130V144H127ZM144 145V146H143ZM188 145H189V147H188ZM9 146H12V147H9ZM17 148H16V147ZM23 146V147H22ZM30 146V147H29ZM80 146V147H79ZM146 146V147H145ZM174 146V147H173ZM44 147L45 146H43V149H44ZM84 149H83V148ZM86 147V148H85ZM118 147V148H117ZM133 147H134V149H133ZM137 147V148H136ZM236 147V146H235ZM6 148V149H5ZM9 148V149H8ZM13 150H12V149ZM16 148V149H15ZM22 148V149H21ZM52 148V149H51ZM82 148V149H81ZM131 148V147H130ZM234 148V147H233ZM239 147H237V149H238ZM26 149V150H25ZM31 149V150H30ZM55 151H54V150ZM188 149V150H187ZM190 149V150H189ZM193 149V150H192ZM198 149V150H197ZM234 149H236V148H234ZM5 150V151H4ZM35 150H38L37 152H34ZM51 150L53 151V152H51ZM59 150V151H58ZM116 150V151H115ZM144 150V151H143ZM231 150H232V148H231ZM229 150V153H227L226 152V154L223 156V157H225V156H227V158H226V160H229L227 163H228V165H225V163H222L223 162V159H222V162L220 161L221 160V155H220V157L218 158V157H216L214 160L216 161V163H218V167L220 168V166L222 167V165H223V167L220 169V173H223L221 176H225L226 174L227 175H229V174H231V173H233L234 171H232V170H234V168L233 167H235L236 168V164H234L235 163V161L238 159V161H239V158H236V157H238V155L236 156V154H237V151H235L234 152V150ZM27 151V152H26ZM33 153H32V152ZM74 151V152H73ZM120 151H122V152H120ZM147 151V152H146ZM228 151V150H227ZM239 151V150H238ZM2 152L5 154H3L4 155V157H3V155H2ZM6 152V153H5ZM29 152V153H28ZM38 152H40L39 154H38ZM118 152V153H117ZM133 152V153H132ZM141 152V153H140ZM186 152V153H185ZM189 152V153H188ZM36 153H37V155H36ZM51 153V154H50ZM52 153H57L56 155L55 154H52ZM79 153V154H78ZM119 153H120V155H119ZM145 153V154H144ZM151 153V152H150ZM181 153V154H180ZM234 153H235V158H236V160L234 159ZM33 154V155H32ZM59 154V155H58ZM115 154H116V156H115ZM136 154V155H135ZM139 154H140V157H139ZM189 154V155H188ZM199 154V153H198ZM233 154V155H232ZM21 155V156H20ZM60 156V158H58V156ZM77 155V156H76ZM125 155V156H124ZM128 155H130V156H128ZM134 155V156H133ZM138 155V156H137ZM194 155V156H193ZM229 155H230V157H229ZM30 156V157H29ZM42 156V157H41ZM43 156H45V157H43ZM89 156V155H88ZM88 156H87V159H88ZM115 156V157H114ZM149 156H151V154H149ZM52 157V158H51ZM54 157H56V158H54ZM70 157V156H69ZM129 157V158H128ZM132 157H136V158H134V160H133V158ZM3 158V159H2ZM118 158H120V160H118ZM130 158H131V161H129L130 160ZM195 158V159H194ZM229 158V159H228ZM231 158V159H230ZM20 159V160H19ZM41 159V160H40ZM104 159V157H102V160ZM106 159V158H105ZM122 159V160H121ZM233 159V160H232ZM241 159V158H240ZM3 160V161H2ZM37 160V161H36ZM45 160V161H46ZM50 160H53V161H50ZM126 160V161H125ZM132 160H133V163H135L134 165H133V163H132ZM226 160H225V162H226ZM29 161V162H28ZM41 161H43V162H41ZM136 161V162H135ZM179 162L180 161V164H182V165H178V163L177 162ZM182 161V162H181ZM230 161H232L231 162V164H230ZM234 161V162H233ZM250 161V160H249ZM34 162V163H33ZM37 162H38V165H37ZM132 164H131V163ZM139 163V165H138V163ZM240 162V161H239ZM4 163V164H3ZM48 163V164H49ZM118 163V164H117ZM128 163H129V165H128ZM170 163V164H169ZM226 163V164H227ZM245 162H241V164H244ZM26 164V165H25ZM33 164V165H32ZM126 164V165H125ZM151 164H153V163H151ZM193 164V165H192ZM232 164H233V166H232ZM23 165V166H22ZM122 165V166H121ZM124 165H125V167H124ZM195 165V166H194ZM200 165V166H199ZM220 165V166H219ZM231 165V166H230ZM25 166H26V168H25ZM35 166V167H34ZM45 166V165H44ZM47 166V165H46ZM115 168H114V167ZM128 166V167H127ZM131 166V167H130ZM134 166V167H133ZM145 166V167H144ZM199 166V167H198ZM230 166V167H229ZM241 166H245V164L244 165H241ZM30 168V169H28V168ZM183 167V168H182ZM194 167V168H193ZM198 167V168H197ZM224 167H226V170H225V168ZM107 168V167H106ZM118 168V169H117ZM126 168V169H125ZM129 168H131V169H129ZM181 168V169H180ZM186 168V169H185ZM189 168V169H188ZM196 168V169H195ZM244 168V167H243ZM23 169V170H22ZM114 169V170H113ZM128 169H129V171H128ZM189 171H188V170ZM225 170L224 172H221L222 170ZM12 170V171H11ZM16 170H18L20 173H22V174H19V172L18 171H16ZM26 170H30V171H26ZM92 170V169H91ZM117 170V171H116ZM132 170V171H131ZM139 170H140V172H139ZM198 170V171H197ZM244 170H245V173H246V175H248V168L247 167H245L244 168ZM49 171V170H48ZM115 171V172H114ZM122 171V172H121ZM145 173H144V172ZM176 173H175V172ZM201 171V172H200ZM230 171V172H229ZM11 172V173H10ZM16 172V173H15ZM112 172H114V173H112ZM118 172V173H117ZM129 172H131L130 174H129ZM149 172H150V174H149ZM164 172H166V171H164ZM194 172V173H193ZM18 173V174H17ZM26 173L28 174V175H26ZM38 173V174H37ZM115 173H117V174H115ZM191 173H193V175L191 174ZM226 173V174H225ZM40 174H43V175H40ZM111 174V175H110ZM122 174V175H121ZM136 174H133V176L135 177H133V179H139V178H136V176H138V174L136 175ZM149 174V175H148ZM152 174V175H151ZM170 174H168V176L170 175ZM200 174V175H199ZM2 175H3V177H2ZM21 175H22V178H21ZM23 175H24V177H23ZM32 175V176H31ZM47 176L46 177V179H47V181L45 180V176ZM122 177H120V176ZM189 175L191 176V177H189ZM198 175V176H197ZM12 178H11V177ZM19 176H20V178H19ZM116 176V177H115ZM167 176V177H168ZM172 176H169L170 177V181L174 178H172ZM16 177V178H15ZM35 177V178H34ZM38 177V178H37ZM43 177H44V180H43ZM112 177V178H111ZM168 177V178H169ZM188 177H189V179H188ZM6 180H5V179ZM20 180H19V179ZM30 178H31V180H33V181H36V180H39L38 181V183H40L41 184V186L44 188V192H40L39 191V193H35L34 194V196H33V198H32V196H31V192H30V188H31V190H32V188L33 187H31L33 184H34V182L33 181H31L30 180ZM110 178V179H109ZM120 180H119V179ZM131 178V177H130ZM167 178V181L169 180ZM220 178V177H219ZM262 179L261 180H258L257 182H255V181H253V180H251V182H250V184H248V186H246V187H244V188H239V189H237V191L236 192H233V194H234V196L233 197H236L237 195H239V197H237L238 199H235V200H237L236 201V204L237 203H241L240 205H238V208L236 209V207H235V214L234 213H231L230 212V214H232L233 215V219H232V223H233V226H234V224H236L235 222H239L240 220L242 221L243 219H245V220H247V222H257L258 223V225L262 228V230H264V218L262 217V214L261 213H259V211H258V208H259V205H257L256 204V200L250 195V193H248L250 196H245L246 195V192H251V194L254 192V191H252L253 189H256V188H260L261 186H262V188L264 189V176L263 177H261ZM2 179H4V180H2ZM7 179H8V181H7ZM10 179H12V181L10 180ZM15 179L17 180V181H15ZM114 179H116V180H114ZM132 179V178H131ZM141 179V178H140ZM157 179V180H156ZM191 179H193L192 181H191ZM200 179V180H199ZM221 179H222V177H221ZM29 180V181H28ZM67 180V179H66ZM143 180V179H142ZM212 180H214V182L212 181ZM10 181V182H9ZM22 181V182H21ZM31 181V182H30ZM62 181H65L64 180V178L62 179ZM120 181V182H119ZM141 181V180H140ZM14 182V183H13ZM30 182V183H29ZM107 182V183H106ZM189 182V183H188ZM193 182V183H192ZM10 183V184H9ZM33 183V184H32ZM58 183V182H57ZM56 183V184H57ZM109 183H111L110 185H109ZM149 183V182H148ZM5 184V185H4ZM13 186H12V185ZM14 184H16V186H14ZM29 184H31V185H29ZM108 184V186L109 187H106V185ZM116 184V185H115ZM188 184V185H187ZM10 185H11V187H12V190L13 191H10L11 190V188H10ZM28 185V186H27ZM114 185V186H113ZM148 186L147 187H150V190H153V191H150V192H153L152 194L153 195H155L156 193H160L161 191V193H164V192H166V190L163 192V189H161L160 187H153V186H150L149 184H147ZM9 186V187H8ZM63 185H61V187H62ZM188 186H191V187H188ZM234 185H232V187H233ZM2 187V188H1ZM6 187V188H5ZM8 187V188H7ZM14 187V188H13ZM24 187V188H23ZM27 189H26V188ZM30 187V188H29ZM49 187V186H48ZM105 187V188H104ZM112 187V188H111ZM153 187V188H152ZM10 188V189H9ZM17 190H16V189ZM23 188V189H22ZM42 188V189H43ZM146 188V187H145ZM160 188V189H159ZM2 189V190H1ZM4 189V190H3ZM99 190V193H101V191L102 190ZM214 189V188H213ZM249 189V190H248ZM16 190V191H15ZM20 190V191H19ZM26 192H25V191ZM4 191H7L6 193L8 194V192H9V194H8V196L7 197H10V199H11V197L13 196L14 197V193H15V195L16 194H18V192L20 193V194H18L21 198H22V200H23V202L25 201V203H27V205H28V208L26 209V205H24L25 207H23V209L25 208V210H26V213L28 212V214H26L25 213V215H23L22 216V214H24V213H22L23 212V210L22 211H19V212H21V213H16V215L18 216V218L20 219L21 217L20 216H22V219H23V217L25 216V217H27V219L24 217V221H25V219H26V221L24 222V221H22L21 219L19 220L16 216V218L15 217H13V215H11V213L13 214V212H12V210L13 209H16V212H18V208H15V207H13V209H12V207H11V209H9L10 208V206L11 205H7L6 203L4 204V203H2V199H5L4 197L7 195ZM24 192L23 194H21L22 192ZM34 191V188H33V190H32V192ZM215 198H216V200H217V202H216V204H210V206L212 205V209H215V208H217L218 209V211L219 210H221V208L223 207V206H225V204H226V202H225V194H227V192H226V189H225V191L222 189V188H219V187H217L216 189H215ZM155 192V193H154ZM167 192H169L168 190H167ZM11 193V194H10ZM49 193H51L52 194V191H49L48 192V194ZM184 194L185 193V191H182L181 193L180 192H175V196H179L180 194ZM4 194H6L5 196H3ZM28 194V195H27ZM46 195V196H49V195ZM151 194V193H150ZM235 194H237L236 196H235ZM37 195V196H36ZM59 195H61V194H59ZM157 195V194H156ZM162 195V194H161ZM24 196H26L24 199H23V197ZM31 197V198H29V197ZM39 196V197H38ZM46 196H44L45 198H48V197H46ZM3 197V198H2ZM6 197V198H7ZM41 197H43V196H41ZM74 198L73 199H81V197H82V195L81 196H77V198L75 197V196H73ZM86 197V196H85ZM156 197H159L158 195L156 196ZM242 199H241V198ZM2 198V199H1ZM29 198V199H28ZM65 198V200L63 201L62 199H64ZM87 198V197H86ZM86 198H84V196H83V199H86ZM33 199V200H32ZM41 199H44V198H41ZM118 199V200H117ZM20 201H21V199H20ZM20 201L18 202V203H20ZM35 202V204H34V202ZM116 201V202H115ZM119 201V202H118ZM254 201V202H253ZM3 202H4V200H3ZM29 202H30V204H29ZM33 202V203H32ZM56 202H59V204L61 205V206H58L59 204H57ZM61 202V203H60ZM63 202V203H62ZM73 202H75V201H73ZM73 202H72V204H73ZM98 202V203H97ZM101 202V203H100ZM124 202V203H123ZM215 202V201H214ZM16 203V202H15ZM18 203H16V204H18ZM45 203V204H46ZM55 203H56V205H55ZM76 203V202H75ZM74 203V204H75ZM95 203H96V205H95ZM114 203V204H113ZM122 203V204H121ZM4 206H3V205ZM33 204L35 205V209L33 208ZM40 204H42V205H40ZM123 205V206H122ZM7 206H8V208H7ZM52 206H54L53 208H55V206H56V208L55 209H51V207ZM96 206V207H95ZM100 206H101V208H100ZM121 208H120V207ZM127 206V207H126ZM217 206V207H216ZM237 206V205H236ZM41 207H42V209H41ZM45 209H44V208ZM181 207L182 206H178V208H175V207H170L169 209H171L170 211L172 212H169V213H171V215L169 214V213H165V215L167 216V214H169L170 216L168 217L169 219H167L166 218V216H165V219L166 220H164V218L162 219V220H157V224H154L155 226L154 227H156L155 228V230L157 231V233H156V231L154 232V234L156 233L157 235L159 234V235H164L165 233V239H169V238H171L173 235H172V233H174L175 231L173 230V227L175 226V227H178V225L181 223V221L182 220H184L183 219V216H182V210H181ZM7 208V209H6ZM30 208V209H29ZM38 208V209H37ZM118 208V209H117ZM211 208V207H210ZM5 209L7 210V211H5ZM40 209V210H39ZM96 209V210H95ZM111 209V210H110ZM169 209H168V211H169ZM28 210V211H27ZM30 210V211H29ZM31 210L34 212H31ZM46 210V211H45ZM95 210V211H94ZM5 211V212H4ZM11 211V212H10ZM36 211V212H35ZM44 211V212H43ZM57 211V212H56ZM91 211V212H92ZM102 212L101 214H100V212ZM107 211V212H106ZM113 211V212H112ZM9 212H10V214H9ZM14 212H15V210H14ZM25 212V211H24ZM52 212H54L53 214H52ZM129 212V213H128ZM6 213V214H5ZM43 213V214H42ZM46 213V214H45ZM92 213V214H93ZM97 213H99V215L97 214ZM103 213H104V215H103ZM105 213H106V216H105ZM18 214H20V215H18ZM32 214V215H31ZM91 214V215H92ZM126 214H127V216H126ZM128 214H129V216H128ZM4 215H5V217H4ZM10 215V216H9ZM15 215V214H14ZM27 215V216H26ZM29 215H31V216H29ZM46 215V216H45ZM53 215V216H52ZM93 215V216H94ZM7 216V217H6ZM13 218H12V217ZM29 216V217H28ZM48 216H50L49 218H48ZM56 216V217H55ZM98 216V217H97ZM103 216V217H102ZM228 216H229V214H228ZM9 217V218H8ZM34 217V218H33ZM58 217V218H57ZM229 217H231V215L229 216ZM2 218H3V220H2ZM52 218H54V219H52ZM75 218V217H74ZM103 218V219H102ZM123 218V219H122ZM130 219V221H128L129 219ZM144 218H146V220H148L147 219V216L146 217H144V216H142V219H144ZM176 218V219H175ZM14 219V220H13ZM15 219H17V220H15ZM34 219H35V221H34ZM37 219V220H36ZM58 219V220H57ZM105 219V220H104ZM113 219V220H112ZM115 219V220H114ZM152 220L154 223H155V221H154V218L152 217V218H149V220ZM160 219V218H159ZM172 219V220H171ZM1 220L3 221V222H1ZM21 221V222H19V221ZM32 220V221H31ZM53 220V221H52ZM57 220V221H56ZM96 220H94V222L96 221ZM102 220H104V222H102ZM133 220V221H132ZM145 220V219H144ZM145 220V221H146ZM178 220V221H177ZM239 220V221H238ZM60 221V222H59ZM63 221V222H62ZM96 221V222H97ZM100 221H101V223H100ZM106 221V222H105ZM127 221V222H126ZM160 221H162V223L160 222ZM164 221V222H163ZM240 221V222H241ZM12 222H14V223H12ZM18 222V223H17ZM69 222V223H68ZM135 222V221H134ZM206 222V221H205ZM204 222V224L202 223V225H203V229L205 228L206 229V226H208V223H205ZM9 223V224H8ZM70 223H72V224H70ZM106 223V224H105ZM130 223H132L131 224V226H130ZM231 223V224H232ZM13 224V225H12ZM21 224H23V225H21ZM175 224V225H174ZM178 224V225H177ZM205 224H207V225H205ZM17 225V226H16ZM25 225V226H24ZM27 225V226H26ZM67 225H69L68 227H67ZM70 225H72V226H70ZM76 225V224H75ZM161 225H162V228H161ZM169 225V226H168ZM177 225V226H176ZM5 226V227H4ZM80 226V225H79ZM108 226V227H107ZM173 226V227H172ZM236 226V227H235ZM234 226V228H237V225H235ZM7 227V228H6ZM17 227H19V228H17ZM77 227H78V225H77ZM106 227H107V229H106ZM129 227V228H128ZM158 227V228H157ZM165 227V228H164ZM9 228V229H8ZM80 228V227H79ZM101 228V229H100ZM113 228V229H112ZM172 230H171V229ZM4 229V230H3ZM13 229V230H12ZM75 229H77V228H75ZM102 229L104 230L103 232H102ZM106 229V230H105ZM147 231H148V233H150V235H148V237H147V235H146V233H147V231H146V228H145V231H144V234L146 235V237L150 240L151 239V237L150 236H152L153 237V241H149L150 243H154L155 245L157 244V242L159 241V239H157L158 238V236L157 235H154L155 236V238H154V236L152 235L153 234V232L152 231H154V229H153V226H151L150 228L149 227H147ZM167 229H168V231L169 232H167ZM170 229V230H169ZM15 230V231H14ZM67 230H68V232H67ZM11 231V232H10ZM18 231V232H17ZM70 231V232H69ZM89 231V232H88ZM159 231V232H158ZM161 231H163V232H161ZM173 231V232H172ZM17 232V233H16ZM101 232V233H100ZM109 232V233H108ZM111 232H112V235H111ZM160 232H161V234H160ZM165 232V233H164ZM2 233V234H3ZM9 233V234H8ZM13 233V234H12ZM71 233V234H70ZM106 233V234H105ZM108 233V234H107ZM114 233V234H113ZM152 233V234H151ZM162 233H164V234H162ZM11 234V235H10ZM15 234V235H14ZM19 234V235H18ZM92 236H91V235ZM105 236H104V235ZM168 234V235H167ZM208 234L209 235H207L208 237H207V239H206V243H205V245L204 246H206L205 247V249H209L211 246H214V249H216L217 250V248L215 247V244H214V240H213V235L212 234H210V232H208ZM68 236V239L70 240H73V243L71 242V240L69 241L68 239L67 240H62V238H67V236ZM70 235H72L73 237H70ZM110 235V236H109ZM129 235H131L130 237H129ZM212 235V236H211ZM8 236V237H7ZM24 236V237H23ZM111 236H113V238H111ZM168 236V237H167ZM16 237V238H15ZM22 237V238H21ZM109 237V239H107ZM117 237V238H116ZM124 237H128V238H124ZM161 237V236H160ZM159 237V238H160ZM13 238V239H12ZM18 238H20V239H18ZM75 238V239H74ZM88 238V239H87ZM130 238V239H129ZM163 238H164V236H162V238H160V239H162V241H163ZM212 238V239H211ZM15 239V240H14ZM37 239V240H36ZM101 239V240H100ZM110 239H111V241H114V242H111L110 241ZM116 239V240H115ZM154 239H156L157 240V242L155 243V241L156 240H154ZM14 240V241H13ZM17 240V241H16ZM97 240V241H96ZM100 242H102V244L104 245V246H108V245H112L113 243H115V245H112L111 247L110 246H108V249H110V250H107L106 252H105V250H104V252L105 253H107L108 251V254H107V257H106V254L103 252V254H97V250H95L94 248H95V243L94 242H97V244H96V246L98 245V242L99 241ZM118 240V241H117ZM127 240H129V241H127ZM152 240V239H151ZM10 241V242H9ZM23 241V242H22ZM47 241H49V242H47ZM58 241H59V243H58ZM63 242L64 243V241L67 243V241H69V246H68V244H66L65 243V247H66V245H67V247H69V249H68V251L66 250L67 249V247L65 248V247H63L64 245H61V244H63V243H61V242ZM109 241V242H108ZM124 241V243H122ZM134 241V242H133ZM12 242H14V243H12ZM19 242H21V243H19ZM28 242H30V243H28ZM71 242V243H70ZM99 242V243H100ZM112 244H111V243ZM116 242H118V243H116ZM119 242L122 244V245H120L119 244ZM128 242V243H127ZM135 242H136V244H135ZM12 243V244H11ZM22 243H23V245H22ZM48 243V244H47ZM51 243V244H50ZM56 245H55V244ZM130 243V244H129ZM148 243V242H147ZM160 243H161V240H160ZM8 244V245H7ZM9 244H10V246H9ZM18 244V245H17ZM19 244H20V246H19ZM46 244V245H45ZM50 244V245H49ZM73 246V247H71V245ZM91 244H93V245H91ZM146 244V243H145ZM6 245V246H5ZM43 245V246H42ZM47 245H49V246H47ZM60 245H61V247H63V248H61L60 247ZM103 245H101L100 244V246H103ZM120 247H119V246ZM148 245V244H147ZM150 245V244H149ZM8 246L11 248V249H9L8 248ZM25 246V247H24ZM42 246V247H41ZM47 246V247H46ZM58 246V247H57ZM99 246V247H100ZM127 246V247H126ZM144 246V247H143ZM151 246V245H150ZM161 248L160 249H162V248H164L163 247V245H159ZM6 247V248H5ZM24 247V248H23ZM34 247V249H32ZM46 247V248H45ZM50 247V248H49ZM71 247V248H70ZM87 247V248H88ZM117 249V251L115 250V248ZM136 247V248H135ZM142 247V248H141ZM152 247V246H151ZM154 247V246H153ZM152 247V248H153ZM5 248V249H4ZM13 248V249H12ZM65 248V249H64ZM114 248V250H112ZM128 248H130V249H128ZM150 248V247H149ZM4 249V250H3ZM18 249V250H17ZM20 249H21V251H20ZM60 249V250H59ZM64 249V250H63ZM103 249V248H102ZM128 249V250H127ZM136 249H137V252H135L136 251ZM213 249V250H214ZM13 250V251H12ZM33 250V251H32ZM51 250V251H50ZM63 250V251H62ZM93 250V251H92ZM112 250V251H111ZM147 250V249H146ZM145 250V252H147ZM149 251H150V249H148ZM152 250V249H151ZM26 251V250H25ZM31 251V252H30ZM37 251V252H36ZM57 251H59V252H57ZM65 251V252H64ZM67 251V252H66ZM73 251V250H72ZM78 251V252H77ZM111 251V252H110ZM125 251V252H124ZM157 251V250H156ZM154 249L151 251L152 253H151V255L154 253L155 254V252H156ZM218 251V250H217ZM217 251H215V252H217ZM12 252H13V254L15 255V256H13V254H12ZM63 252V253H62ZM88 252H92L91 254L90 253H88ZM99 252H100V250H99ZM117 252V253H116ZM214 252V251H213ZM214 252V253H215ZM31 253H33V254H30ZM34 253H35V255H34ZM52 253V254H51ZM61 253V254H60ZM73 253V252H72ZM96 253V254H95ZM124 253H126V254H124ZM129 253V254H128ZM149 253V252H148ZM38 254V255H37ZM51 254V255H50ZM58 254V255H57ZM115 254V255H114ZM123 254V255H122ZM137 254H138V257H137ZM144 254V253H143ZM153 254V255H154ZM12 255V256H11ZM50 255V256H49ZM61 255V256H60ZM63 255V256H62ZM81 255V256H80ZM83 255V256H82ZM91 255V256H90ZM101 255H103V256H105V258L102 256V257H100ZM125 255H126V257H125ZM132 255V256H131ZM147 255V254H146ZM146 255H144L145 257H146ZM216 255V254H215ZM23 256V257H24ZM32 256V257H31ZM36 257L37 259H35L34 257ZM38 256V257H37ZM49 256V257H48ZM80 256V257H79ZM92 256L94 257L93 258V263H92V260H91V258H92ZM128 256V257H127ZM131 256V257H130ZM12 257V258H11ZM30 257V258H29ZM110 257V258H109ZM112 257V258H111ZM117 259H116V258ZM123 257V258H122ZM135 257V258H134ZM143 257V256H142ZM150 257V256H149ZM17 258V259H16ZM29 258V259H28ZM41 258V259H40ZM79 258V259H78ZM99 258V259H98ZM133 258V259H132ZM144 258V257H143ZM9 259V260H8ZM27 259H28V261H27ZM34 259V260H33ZM61 259V260H60ZM78 259V260H77ZM105 259V260H104ZM107 259H111V261H109V260H107ZM115 259V260H114ZM122 259V260H121ZM126 259V260H125ZM129 259H131V260H129ZM150 259H151V257H150ZM32 260V261H31ZM82 260V261H81ZM85 260V261H84ZM98 260H101V261H98ZM104 260V261H103ZM119 260H121L120 262H119ZM127 260H129L128 262H127ZM139 260V261H138ZM8 261H10V262H8ZM12 261L14 262V263H12ZM98 261V262H97ZM113 261V262H112ZM28 262V263H27ZM34 262V263H33ZM91 262V263H90ZM127 262V263H126ZM45 262L43 263V264H46ZM137 263V264H138ZM85 264H86V262H85ZM161 264V263H160ZM162 264H163V262H162Z\"/></svg>","mask_w":264,"mask_h":264}]
</instances>
